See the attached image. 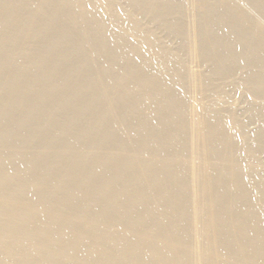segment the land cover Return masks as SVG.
<instances>
[{
  "label": "bare ground",
  "instance_id": "obj_1",
  "mask_svg": "<svg viewBox=\"0 0 264 264\" xmlns=\"http://www.w3.org/2000/svg\"><path fill=\"white\" fill-rule=\"evenodd\" d=\"M17 1V0H16ZM15 0L14 1H12L13 3L14 2H16ZM37 1V0H36ZM35 0H18V2L15 4H13V5H11V6H8L7 8H5V13H4V10H3V13H4V15H5V17H4V20L2 21V20H0V22L2 23V24H5V23H8V22H10V21H6L5 19H8L10 16L12 17V16H15V17H17V16H20L19 14H22V11H23V8L24 7H26V6H28L29 4H31V3H33V2H36ZM88 1H90V3H84L83 2V0H82V2H81V0H41L40 1V6H38L39 7V9L38 10H36L34 13L31 11V10H29V11H31L30 13L31 14H29V13H27V15L26 16H24V17H22V16H20V18L21 19H18L16 22L14 21L15 20V18L14 17H12L13 18V21L15 22V24H14V22H13V28H11V30L12 31H10L9 32V34H8V36H7V33H6V35L5 36H7L4 40H3V42L2 43H0V48L1 49H3V47L5 46V44H7V43H9V44H7V45H11V47H13V48H15L16 50H17V52L19 53V55L18 56H20V58L24 61L27 57H29V55H32L31 53L32 52H37V51H39V50H41L40 48H42V50L44 49V45L46 46L47 44H49V43H55V42H57V45L56 44H54L55 45V47L54 48H52V49H50V51H47V53L45 52V53H43V56L40 58V59H42L43 61H45V62H47L48 64H46V67H44V66H42V63H41V66H42V68L40 69V67H38L37 69H35V71L33 70V72H31V71H29L30 69H31V67H30V69L28 68L27 69V67H26V65L27 64H29V63H27V64H24L25 63V61H24V63H23V61L22 62H18V64H16V63H14L13 61V65L12 66H10L9 68H7V69H1L0 68V86L1 85H5L6 86V84H9V85H11V87L10 88H12L13 86L14 87H16V85H13V84H17V82H18V84H19V79L17 80V82H15V80L17 79V78H19V77H22V76H27V78H28V83L25 85V86H23L22 88H18L17 90H16V95L14 94V96H13V98H17V96H20V97H24L25 98V95H27V94H30V93H32V94H30L28 97H27V104H25L24 103V108L22 107V105H21V108H16L15 110V112H13L12 111V113L11 114H3V112L4 111H0L3 115L2 116H0L1 118V121H0V123L2 122L3 124H7V125H9L10 127H11V130H9L10 131V134L9 135H11V136H13V137H16V136H18L19 137V135H21L20 133H21V131H22V129L23 128H25V127H27L26 125L27 124H32L33 125V127H34V125H35V127H36V132H35V134L33 133V135H30V133H29V135L27 134L26 135V137L23 139L22 137V139L23 140H21L22 142H27L28 140H32L33 138H36V136L37 137H39L38 135L39 134H42V132H45V129H46V127H47V125L49 126V123L51 122V123H53V122H55L56 120H57V118H55V117H58V116H61V117H59V119H61V120H59V124L57 125V126H59V128L62 126V124H63V126H65V129H66V125H64V124H67V128H69L70 129V126H71V128H72V126H73V128H74V126L76 125V123H78L79 125H77L75 128L76 129H78L77 131L78 132H74V133H72V134H70L69 135V137H68V139H67V141L64 143V149L63 150H65V149H67V146L68 145H70L71 143H75V145H77V143H79L78 141H80L81 140V142H82V139L83 138H85V135H83V132H82V130L84 129V127H82V122H83V120H81V119H86L85 118V116L86 117H88L89 118V115H101V119H103V120H101L102 122H101V124L103 125L105 122H107L108 121V119L111 121L112 119H110V118H114V119H120L121 120V122L123 121L124 123H126L127 124V126H128V129H127V131L126 132H128V134H130L131 132H134L133 134H134V136L133 137H129L125 142L127 143L128 142V144H133L134 145V147L136 148V144H137V142L139 143V141H141V140H139L142 136H144V135H146V134H148L151 130H153L154 131V129H156V128H164V127H166V129L165 130H167L166 131V134L164 135V137L166 136L167 138H169V140L168 141H170V139L172 140H174L175 139V141H177V140H179V138L177 137L179 134H180V136H181V138H180V140H179V143H178V147H176V148H178V150H180L179 149V147L181 148V150H185L186 149V146L189 144V142H191L190 140H191V138L193 137V136H195V135H193L192 136V134H194V133H192L193 132V129L195 128L196 129V126L195 125H197V123L196 124H194V123H189L187 126H185L184 127V129H181L182 127H181V125H180V127H179V124H180V121L182 120V118H183V116H185V114H187V113H189V108H190V106H189V108H187L188 110V112L186 113L185 112V114H184V110H185V108L181 111L180 109L182 108V107H185V106H181V105H183L182 104V101H181V98H179V96L171 89V88H169V86L171 87V84L170 85H168V87H165V86H163V87H161V89L159 90V92L158 93H154V92H156V91H154V88H157L158 87V89H159V86H160V84L162 83L160 80H158L157 79V75L159 74V72H157V73H154V74H152V76H154V75H156L155 77H152V76H150L151 75V73H153V71L154 70H152V68H151V70H152V72L149 74V73H147L145 70L146 69H143V70H139V68L137 69L136 68V66H134V64H135V62L139 59V58H141V56L140 55H142V54H137V51L135 52L134 51V49H136V48H134V49H132L134 52L133 53H136V55H137V57H136V61H132L131 63L129 62V63H127L128 64V66H127V68H126V70L124 69L123 71L124 72H122V73H119L118 71H119V69H120V66H121V64L123 63V61L125 60V58H126V55L128 54V52L131 50L130 48H129V46L130 45H128V46H124L123 45V43H122V45H120L121 44V42H119V44L117 43V42H115V43H113L114 41H112L113 39L115 40V38H118L117 36L115 37V38H113V36H112V34L114 33V32H111V33H109L108 34V30L107 29H105L106 28V26H104L105 28L103 29L102 27H100L101 29L99 30V28H98V30L100 31L99 33L97 32V33H95L96 35V37L95 38H89L90 36H88L89 34H87V32L89 33V31L91 30V29H89L88 30V27L90 28V25L87 27L86 25H82V23L84 22L83 21V19H85V17L87 16V17H89V19L90 20H87V18H86V23H87V21H89L90 22V24L92 25V26H94V23L96 24V23H99V22H97V21H99L98 20V18L101 16L99 13L101 12H99L98 11V13L96 12L97 10H94V12L96 13V14H98V15H100L99 17L96 15V14H94V16H92L93 15V13H92V17L90 16V9L92 8L93 9V5H89V4H94V2H93V0H88ZM97 1V0H96ZM130 1V0H129ZM128 1V2H129ZM134 3H137V2H135L134 0H132ZM145 2V0H141V1H138V2ZM148 1V0H147ZM150 1V0H149ZM153 2L152 3H150V4H148V2L146 3L145 2V4H142V5H145L146 6V8H145V6H142V9H140V10H143V12H144V8L145 9H147V10H149L150 11V13H156V12H160L161 10V13L163 12V10H166V11H168V10H170L171 8H172V10L171 11H174L175 13H177L176 12V10H177V8H176V6H178V4L177 3H175V4H177L176 6H175V8H176V10H175V8H174V10H173V7H174V4H170L171 3V1H170V3L168 2V0L166 1H164V0H152ZM181 1V0H180ZM198 1H201V0H198ZM203 2H204V0H202ZM201 1V2H202ZM207 2H208V0H206ZM221 1V0H220ZM223 1V0H222ZM249 1V0H248ZM252 1V0H251ZM262 1V0H261ZM260 1V3L261 4H263V2L264 1H262L261 2ZM2 2V1H1ZM4 2V1H3ZM6 2V1H5ZM4 2V3H5ZM7 2H8V0H7ZM11 2V1H10ZM91 2H93V3H91ZM115 2V1H114ZM123 2V1H122ZM132 2V3H133ZM151 2V1H150ZM172 2H173V0H172ZM176 2H178V0L176 1ZM182 2V1H181ZM186 2H188V0L187 1H185L184 0V3L182 2V6L186 3ZM196 2V3H195ZM212 2V1H211ZM238 3H239V0L237 1ZM236 2V3H237ZM252 2H254V1H252ZM259 1H257L256 0V2L255 3H258ZM83 3V4H82ZM97 3H98V1H97ZM104 3V2H103ZM121 3V2H120ZM127 3V2H126ZM133 3V4H134ZM179 3V2H178ZM189 3H190V5L191 6H194V8H195V5H197V7L196 8H200V5H198L200 2H197V0L196 1H194V3L195 4H191V0L189 1ZM198 3V4H197ZM206 3V2H205ZM226 3V2H225ZM8 4V3H7ZM38 4V5H39ZM112 4V3H111ZM125 4V3H124ZM133 4H131L130 3V7L133 5ZM147 4H148V6H147ZM186 4H188V3H186ZM201 4V3H200ZM203 4V3H202ZM215 4H217V3H215ZM214 4V5H215ZM221 4H222V2H221ZM228 4L230 5L231 3H229L228 2ZM249 4V3H248ZM33 5V4H32ZM100 5V4H99ZM116 5V4H115ZM118 5V4H117ZM126 5V4H125ZM135 5V4H134ZM138 5V4H137ZM190 5H189V7L188 8H190ZM204 5V4H203ZM203 5H201V6H203ZM207 5H209V4H207ZM206 5V6H207ZM212 5H213V3H212ZM218 5H219V3H218ZM227 5V4H226ZM225 5V6H226ZM238 5H240V3L238 4ZM243 5V4H242ZM241 5V6H242ZM253 5V4H252ZM258 5H259V3H258ZM257 5V6H258ZM264 5V4H263ZM35 5H33V7H34ZM92 6V7H91ZM119 6H120V4H119ZM124 6V5H123ZM127 6H128V3H127ZM141 6L139 5L138 6V8L140 7L141 8ZM205 6V5H204ZM204 6H203V8H204ZM210 6H211V3H210ZM215 6H217V5H215ZM214 6V7H215ZM220 6V5H219ZM228 6V5H227ZM233 6V5H232ZM231 5H230V7H228V9L229 8H234V7H232ZM235 6V5H234ZM245 6V5H244ZM244 6H243V8H244ZM262 6V5H261ZM1 7H2V5H1ZM4 7V6H3ZM6 7V6H5ZM91 7V8H90ZM115 7V6H114ZM122 7V6H121ZM134 8H136L135 6H133ZM132 7V8H133ZM179 7H181V3H180V5H179ZM179 7H178V10L177 11H179ZM185 7H187L186 5H184V8ZM212 7V6H211ZM222 7V6H221ZM224 7V6H223ZM263 7V6H262ZM29 8V7H28ZM32 8V7H31ZM102 8H104L105 9V6L103 5V7ZM117 8H118V6H117ZM120 8V7H119ZM125 8V7H124ZM129 8V7H128ZM131 8V9H132ZM182 8V10H184L183 9V7H181ZM195 8V9H196ZM219 8V7H218ZM226 8V7H225ZM236 8H238V7H236ZM246 8V7H245ZM261 8V7H260ZM264 8V7H263ZM3 9V8H2ZM36 9V8H35ZM34 9V10H35ZM95 9V8H94ZM112 9V8H111ZM126 9V8H125ZM186 9V11H189V10H187V8H185ZM191 9V8H190ZM201 9V8H200ZM206 9V8H205ZM210 9V8H209ZM227 9V10H228ZM0 10H1V8H0ZM100 10V9H99ZM107 10V9H106ZM106 10H103V11H106ZM117 10H119V9H117ZM130 10V9H129ZM133 10V9H132ZM182 10H180V11H182ZM202 10V9H201ZM204 10V9H203ZM212 10H213V8H212ZM215 10V9H214ZM217 10H219V9H217ZM221 10V9H220ZM245 10V9H244ZM246 10H247V8H246ZM249 10V9H248ZM46 11H47V13H46ZM113 11H115V9L113 10ZM134 11H135V9H134ZM138 11H139V9H138ZM149 11H145L146 12V15H149ZM165 11V12H166ZM192 11H193V9H192ZM192 11L190 12V13H192ZM200 11V10H199ZM210 11V10H209ZM225 11V10H224ZM230 11V10H229ZM239 11V10H238ZM237 11V12H238ZM251 11V10H250ZM253 12H254V10H252ZM257 11V10H256ZM259 11V10H258ZM21 12V13H20ZM26 12V11H25ZM93 12V11H92ZM106 12H108V11H106ZM116 12V11H115ZM140 12V11H139ZM145 12L143 13V14H145ZM170 11H168V13H169ZM216 12H218V11H216ZM228 12V11H227ZM233 12H236V11H233ZM247 12V11H246ZM260 12V11H259ZM2 13V12H1ZM2 13V14H3ZM102 13V12H101ZM105 13V12H104ZM103 13V14H104ZM109 13H111L110 12V10H109ZM118 13V15L120 14V12H117ZM122 13H123V11H122ZM131 13V12H130ZM132 13H134V12H132ZM141 13H142V11H141ZM151 14L150 16L151 17H153L154 18V14ZM171 13H173V12H171ZM207 13V12H206ZM209 13H212V12H209ZM225 13V12H224ZM241 13H244V12H241ZM256 13V12H255ZM264 13V12H263ZM1 14V15H2ZM25 14V13H24ZM29 14V15H28ZM88 14H89V16H88ZM103 14H102V16H103ZM158 14H160V13H158ZM157 13H156V15L157 16H160V15H158ZM163 14H166V13H163ZM162 14V16L164 17V15ZM179 14H184V12L182 13H177V14H174V17L172 16V18H176V19H178V16H181V17H186V16H191L190 14H188L187 12H186V14H188V15H179ZM218 14H220V13H218ZM223 14V13H222ZM227 14V13H226ZM225 14V15H226ZM229 14V13H228ZM258 14V13H257ZM3 15V16H4ZM23 15V14H22ZM40 15V17L42 18H40V17H38V18H40L39 20H40V23L39 22H37L38 24L36 25V27H35V29L34 30H32V28L34 27L33 26V22L35 23V21H34V19H38V18H35V16H39ZM96 15V16H95ZM105 15V14H104ZM134 15H135V13H134ZM138 15V14H137ZM171 15V14H170ZM175 15L177 16V17H175ZM202 15V14H201ZM209 16H211V14H208ZM208 15H207V17H208ZM221 15V14H220ZM224 15V14H223ZM241 15V14H240ZM251 15V14H250ZM101 16V17H102ZM128 16H129V14H128ZM149 16V17H150ZM167 16V15H166ZM188 16V17H189ZM193 16V15H192ZM204 16V15H203ZM202 16V17H203ZM205 16H206V14H205ZM215 16H217V15H215ZM236 16H237V14H236ZM244 16H246V15H244ZM243 16V17H244ZM262 16V15H261ZM2 17V16H1ZM100 17V20L102 19ZM104 17V16H103ZM119 17V16H118ZM132 17V16H131ZM181 17H179L180 19H182ZM194 17V16H193ZM202 17H201V19H202ZM214 17V16H213ZM219 17V19H218V21H220V20H222V19H220V16H218ZM221 17H223L222 15H221ZM226 17V16H225ZM235 17V16H234ZM257 17V16H256ZM263 17H264V15H263ZM3 18V17H2ZM116 18V17H115ZM121 18H123V17H121ZM133 18V17H132ZM135 18V17H134ZM164 18H168V17H164ZM187 18V17H186ZM191 18V17H190ZM203 18H205V17H203ZM224 18V17H223ZM236 18V17H235ZM249 18V17H248ZM254 18H255V16H254ZM258 18H259V15H258ZM258 18H257V21H258ZM1 19V18H0ZM128 19V18H127ZM141 19V18H140ZM151 19V18H150ZM155 19H157V18H155ZM154 19V20H155ZM162 19V18H161ZM160 19V20H161ZM173 20V21H177V20ZM187 19H189V18H187ZM187 19H182L183 21H185V20H187ZM192 19V18H191ZM206 19V20H205ZM205 19H202V20H205V21H208L207 20V18H205ZM210 19H212L211 17H210ZM209 19V20H210ZM217 19V18H216ZM226 19H228V18H226ZM231 19H233V16H232V18ZM243 19V18H242ZM245 19V18H244ZM251 19V18H250ZM256 19V18H255ZM262 19V18H261ZM9 20V19H8ZM104 20V19H103ZM124 20V19H123ZM122 20V22H124ZM159 20V18L157 19V21ZM182 20H178L179 22H181ZM195 20V19H194ZM202 20H201V22H202ZM213 20V19H212ZM212 20H210V22L212 21ZM225 20V18L223 19V21ZM263 20V19H262ZM5 21V23H3ZM83 21V22H82ZM131 21V20H130ZM144 21V20H143ZM152 21V20H151ZM151 21H150V25H151ZM163 20H161V21H159V27H160V22H162ZM168 22H170V19H168L167 20ZM166 21V22H167ZM177 21V22H178ZM188 21V20H187ZM190 21V20H189ZM195 21H197V20H195ZM194 21V22H195ZM198 21H200V19L198 20ZM216 21V20H215ZM235 21H236V19H235ZM240 21H243V20H240ZM11 22V23H12ZM88 22V23H89ZM102 22V21H101ZM108 22V21H107ZM113 22V21H112ZM142 22V21H141ZM154 22V21H153ZM164 22V21H163ZM162 22V23H163ZM192 22H193V20H192ZM192 22H190L191 24H192ZM204 22V21H203ZM202 22V23H203ZM225 22H226V20H225ZM229 22H231V21H229ZM239 22V21H238ZM246 22V21H245ZM254 21H252V23H253ZM264 21H262V23H263ZM0 23V24H1ZM10 23V24H11ZM85 23V22H84ZM83 23V24H84ZM121 23V22H120ZM119 23V24H120ZM128 23V22H127ZM133 22H131V23H129V25L131 24V26L133 25V26H135L134 24H132ZM135 23H137V22H135ZM157 23V22H156ZM161 23V24H162ZM174 23H176V22H174ZM201 23V24H202ZM209 23V22H208ZM207 23V24H208ZM216 23V22H215ZM221 23H223L222 21H221ZM228 23V21L226 22V24ZM232 23H234V22H232ZM236 23V22H235ZM241 23H243V22H241ZM249 23V22H248ZM247 23V24H248ZM260 25H262L261 23H260V20H259V22H258ZM122 24V23H121ZM126 24V23H125ZM157 24V25H158ZM164 24V23H163ZM162 24V25H163ZM166 24V23H165ZM165 24L163 25V28L162 29H164L165 28ZM171 23H169V25L168 24H166L167 26H171L170 25ZM181 24V23H180ZM183 24H184V22H183ZM187 24H188V22H187ZM200 24V26L204 29L205 27H203L202 25ZM205 24V23H204ZM206 24V25H207ZM218 24V23H217ZM216 24V25H217ZM230 24V23H229ZM255 24H257V23H255ZM253 25V27L254 26H256V25ZM97 25V24H96ZM102 25V24H101ZM144 25V24H143ZM142 25V26H143ZM155 25V24H154ZM184 25H186V22H185V24ZM188 25H189V27H188ZM187 26H185V28H187V29H189L190 28V24H188ZM194 26H195V24H193ZM213 25V24H212ZM228 25V24H227ZM231 25V24H230ZM229 25V26H230ZM233 25V24H232ZM232 25H231V27H232ZM242 25V24H241ZM249 25V24H248ZM258 25V24H257ZM260 25H258L259 27H260ZM86 26V27H85ZM92 26H91V28H92ZM99 26V25H98ZM116 26V30L118 29L117 28V25H115ZM120 26V25H119ZM130 26V27H131ZM175 26V25H174ZM174 26H171V29H172V27L174 28ZM183 26V25H182ZM181 26V27H182ZM193 26V27H194ZM197 27L199 26V25H196ZM196 26H195V29H197L196 28ZM199 26V27H200ZM218 26H220L219 24H218ZM221 26H223V25H221ZM236 26V25H235ZM234 26V27H235ZM238 26H240V25H238ZM244 26V25H243ZM250 26V25H249ZM249 26H247V28L245 29V26H244V28L243 29H245V32H246V30L248 29V27ZM252 26V25H251ZM263 26V25H262ZM0 29H2L3 28V30H1L2 32L3 31H5L7 28H5V26L4 27H2V25H0ZM6 27H8L7 25H6ZM9 27H11V26H9ZM109 27V26H108ZM112 28H113V26H111ZM111 27H109V30L111 31ZM123 27V26H122ZM138 26H135V28H137ZM157 27V26H156ZM176 27H180L179 26V23H178V26H177V23H176ZM184 27V26H183ZM178 28V29H180V31L181 30H184V31H186L185 30V28ZM192 27V28H193ZM224 27V26H223ZM228 27V26H227ZM233 27V28H234ZM4 28H5V30H4ZM97 28V27H96ZM121 28V27H120ZM126 28H128V27H126ZM139 28V27H138ZM151 28V27H150ZM167 28V27H166ZM201 28V29H202ZM207 28H208V26H207ZM210 28H212L213 30L216 28V26L215 27H210ZM221 28V27H220ZM237 28V27H236ZM236 28H235V30H236ZM239 28H241V27H239ZM239 28H238V30H239ZM241 28V29H242ZM250 28V27H249ZM255 28V27H254ZM253 28V29H254ZM261 28V27H260ZM263 28H264V26H263ZM94 29V28H93ZM115 28H113L112 30H114ZM131 29V28H130ZM146 29H147V27H146ZM168 29V28H167ZM175 29H177V28H174V30ZM194 29V30H195ZM202 29V30H203ZM217 29H218V27H217ZM222 29V28H221ZM224 29H226L225 27H224ZM223 29V30H224ZM240 29V32L239 33H241V32H243L242 30ZM251 29V28H250ZM255 29H257V28H255ZM9 30V28L7 29V31ZM97 30V29H96ZM115 30V32L117 33V34H119L120 33V31H119V33H118V31H116ZM119 30V29H118ZM127 30V29H126ZM128 30H129V28H128ZM138 30V29H137ZM139 30H141V29H139ZM170 30V29H169ZM173 30V31H174ZM190 30H192L193 31V29H190ZM198 30V29H197ZM196 30V31H197ZM210 30V29H209ZM231 30H233V29H231ZM231 30H229V31H231ZM29 31H31L30 32V34L32 33V32H34V35L36 36V35H42L43 37L44 36H46V35H44V34H47V33H49L50 34V39L49 38H47V37H45V38H43L42 36V38H41V40H38L37 38V40L40 42V43H37V42H35V43H37V44H39V46L37 47V48H35V49H31V48H33V47H36L37 45H35V46H33V47H31L30 48V46H26L27 44H26V40H28V36H29ZM94 31V30H93ZM121 31H125V27H124V29L123 30H121ZM131 31V30H130ZM165 31H166V29H165ZM172 31V32H173ZM184 31H182L183 33H184ZM199 31H200V29H199ZM203 31H206L205 29L203 30ZM211 31V30H210ZM209 31V32H210ZM221 31V30H220ZM248 31H249V29H248ZM255 31H256V33H255ZM255 31H253V33L252 34H254V35H251V38H253V37H256V36H258V33L260 32H258V30H255ZM261 31H263V30H261ZM24 32H25V35H23L24 34ZM126 32V31H125ZM124 32V33H125ZM129 32V31H128ZM132 32V31H131ZM134 32H135V30H134ZM140 32V31H139ZM143 32H145V30L143 31ZM143 32H142V34H143ZM161 32V31H160ZM167 32V31H166ZM169 32H171V30L170 31H168L167 33L169 34ZM171 32V33H172ZM177 32H178V30H177ZM176 32V33H177ZM189 32V31H188ZM198 32V31H197ZM207 32H208V30H207ZM232 32H235V31H232ZM250 32H252V30H250ZM264 32V31H263ZM1 33V32H0ZM4 33V34H5ZM123 33V34H124ZM187 33V32H186ZM190 33H192V35H187V37L188 36H195V35H193L194 33L193 32H190ZM199 33V32H198ZM200 33H202V32H200ZM204 33V32H203ZM211 33H212V31H211ZM215 33H217V30H216V32ZM220 33V32H219ZM244 33V32H243ZM242 33V34H243ZM111 34V36H112V38H110V39H112L111 41H110V39L109 40H107V41H110V42H108L109 43V45L108 46H106V45H103L102 47H101V49L95 54V56H89L90 55V47H92V46H94V44L97 42V43H101V44H103L102 43V41L104 42V44H105V38L106 39H108V36ZM116 34V35H117ZM122 34V33H121ZM127 34V33H126ZM132 34H133V32H132ZM132 34L130 35V36H132ZM135 34H137V33H135ZM149 34V33H148ZM147 34V35H148ZM159 34V33H158ZM174 34H175V31H174ZM174 34H172V35H174ZM178 34V33H177ZM175 35V36H178V35ZM182 34V33H181ZM206 34V33H205ZM209 33H207V35H208ZM223 34V33H222ZM231 34V33H230ZM235 34V33H234ZM237 34H238V32H237ZM241 34V35H242ZM245 34H247V33H245ZM256 34V35H255ZM3 35V34H2ZM2 35L0 34V37H2ZM87 35V36H86ZM92 35V34H91ZM108 35V36H107ZM114 36H115V34H113ZM141 35V34H140ZM163 35V34H162ZM162 35H161V37H162ZM167 35V34H166ZM180 35V34H179ZM183 35V34H182ZM182 35H181V37H182ZM197 35V34H196ZM199 35V34H198ZM197 35V36H198ZM201 35V34H200ZM199 35V36H200ZM206 35V36H207ZM217 35H219V34H217ZM32 36V35H31ZM31 36H29V38L31 37ZM75 36L77 37V40H76V38H75ZM94 36V35H93ZM92 36V37H93ZM110 36V37H111ZM135 36H137V35H135ZM134 36V37H135ZM142 36V35H141ZM143 36H145V35H143ZM154 36V35H153ZM157 36V35H156ZM169 36V35H168ZM198 36V37H199ZM205 36V35H204ZM204 36H202V41H203V37ZM212 36V35H211ZM210 36V37H211ZM214 36H216V35H214ZM219 36H221V35H219ZM223 36H224V34H223ZM223 36H221V37H223ZM232 36V35H231ZM236 36V35H235ZM243 36H246V35H244L243 34ZM253 36V37H252ZM259 36H261V35H259ZM34 37V36H33ZM73 37V38H72ZM129 37V36H128ZM157 37H159V36H157ZM161 37H160V39H161ZM201 37V36H200ZM221 37L219 38L220 40H221ZM226 38H227V35L225 36ZM229 37H230V35H229V32H228V39H229ZM237 37V36H236ZM246 37H248V36H246ZM70 38H72L71 40H70ZM121 38V37H120ZM120 38H118V40L120 39ZM123 38V37H122ZM127 38V37H126ZM132 38V37H131ZM130 38V39H131ZM153 38L154 37H152V40H153ZM156 38V37H155ZM166 38V37H165ZM178 38V37H177ZM183 38V37H182ZM196 38V37H195ZM226 38H224V39H226ZM233 39H232V41L233 40H235V39H238L239 40V37L238 38H235V37H232ZM76 40L75 42H74V44H76V46L75 45H73V46H75V47H73V49L75 48V50H73V49H70L71 50V52H69V51H67V53L65 52L66 51V49H65V51L63 50L64 48H65V44H68V41H70V42H72V40ZM135 39H136V37H135ZM140 39V38H139ZM149 39H151V38H149ZM171 39V38H170ZM173 39V38H172ZM184 39H186V36H185V38ZM192 39V38H191ZM193 39H194V37H193ZM199 39H201V38H199ZM214 39V38H213ZM212 39V41H214ZM219 39H218V44H219ZM223 39V38H222ZM244 41L242 42V41H240L242 44L244 43L245 44V38H242ZM242 39H240V40H242ZM31 40V39H30ZM52 40V41H51ZM126 40V39H125ZM132 40H133V38H132ZM178 40V39H177ZM207 39H204V41L205 42H209V40H211V39H209L208 41H206ZM230 40V39H229ZM237 40V41H238ZM247 40V39H246ZM253 40V43H254V39H252ZM255 40H256V38H255ZM32 41H33V39H32ZM34 41H35V39H34ZM34 41H33V43H34ZM99 41H101V42H99ZM116 41V40H115ZM122 41H124V40H122ZM134 41V40H133ZM143 41H145L146 42V40H145V38L143 39ZM142 41V42H143ZM165 41V40H164ZM170 41V40H169ZM180 41V40H179ZM182 41V40H181ZM180 41V42H181ZM184 41H189V39L188 40H184ZM190 41H194V40H190ZM196 41V43H198L199 41H197V40H195ZM231 41V42H232ZM237 41L235 40V42H236V44H237ZM247 41H250V40H247ZM259 43H260V38H259ZM263 41H264V39H263ZM0 42H1V40H0ZM69 42V43H70ZM131 42V41H130ZM135 42H137V41H135ZM142 42H139L137 45H139L140 43H142ZM149 43H150V41H148ZM153 42H154V40H153ZM153 42L152 43H150V45L149 46H151L152 44H153ZM159 42V41H158ZM171 42V41H170ZM211 42V41H210ZM226 42V41H225ZM234 42V41H233ZM235 42L233 43V44H235ZM110 43L112 44V45H110ZM125 43V42H124ZM147 43V42H146ZM156 44H157V42H155ZM169 43V42H168ZM172 43V42H171ZM175 43V42H174ZM185 43V42H184ZM193 43V46H194V42H192ZM200 43V42H199ZM202 43V42H201ZM212 44H214L215 45V43H216V41H215V43L214 42H211ZM227 43V42H226ZM225 43V44H226ZM252 43V44H253ZM257 43V42H256ZM255 43V44H256ZM259 43H258V45H259ZM155 44V45H156ZM191 44V43H190ZM189 44V42H188V45H190ZM217 44V45H218ZM224 44V43H223ZM228 44V49H229V51H231V48H232V46H234V45H232V43L229 45V43H227ZM240 44V43H239ZM247 44V43H246ZM245 44V45H246ZM251 44V45H252ZM6 45V46H7ZM28 45H30V43L28 44ZM32 45V44H31ZM51 45V47H52V44H50ZM65 45V46H64ZM132 45H133V43H132ZM142 45H145L146 46V44H142ZM141 45V46H142ZM172 45V44H171ZM181 45V44H180ZM192 45V44H191ZM190 45V46H191ZM198 45V44H197ZM197 45H196V47H197ZM203 45H204V43H203ZM202 45V47L204 48V46ZM206 45V44H205ZM209 45V43L207 44V46ZM214 45H213V48L216 50V48L218 47L217 45V47L215 48L214 47ZM250 45V44H249ZM257 45V44H256ZM254 46L253 48L251 47V49H250V47H249V49L252 51H250V50H248V51H250L252 54L251 55H253V57L257 60V61H261V63H262V61H264V43L262 42L261 43V45H259V46ZM67 46H70V45H67ZM134 46V45H133ZM140 45L139 46H137L138 47V49L140 50V48L139 47H141ZM144 46V47H145ZM149 46H147L148 48H149ZM157 46V45H156ZM155 46V47H156ZM163 46V45H162ZM185 46V45H184ZM184 46H183V48H184ZM186 46H187V44H186ZM199 46V45H198ZM211 46V45H210ZM210 46H208V48H209V50H210ZM238 46V45H237ZM236 46V47H237ZM240 46V45H239ZM8 47V46H7ZM7 47H5V48H7ZM11 47H8L9 48V50H12L13 48H11ZM47 48H48V46H46ZM70 47H72V46H70ZM95 47H98V46H95ZM135 47V46H134ZM144 47H141L142 49H144ZM152 47V46H151ZM159 47V46H158ZM157 47V48H158ZM166 47V46H165ZM168 47H169V45H168ZM176 47H177V45H176ZM182 47V46H181ZM196 47H193V49L195 48L196 49ZM201 47V48H202ZM220 48H221V46H219ZM219 47H218V49H219ZM225 47H226V45H225ZM243 47V46H242ZM248 46H246L245 47V49L247 48ZM11 48V49H10ZM50 48V47H49ZM68 48V47H67ZM164 48V47H163ZM182 48V49H183ZM190 48V47H189ZM191 48H192V46H191ZM198 48V47H197ZM208 48H207V51H208ZM213 48H211V49H213ZM90 49V50H89ZM95 49V48H94ZM151 49V48H150ZM165 49V48H164ZM185 49H187V48H185ZM194 49V50H195ZM228 49L226 48V50L228 51ZM236 49V48H235ZM240 49H242V48H240ZM239 49V50H240ZM244 48H243V51L245 50ZM248 49V48H247ZM253 49V50H252ZM4 50V49H3ZM73 50V51H72ZM97 50H98V48H97ZM155 50L157 51L158 49H156L155 48ZM162 50V51H161ZM169 50V49H168ZM192 51V52H195L196 53V51ZM198 50V49H197ZM203 50V49H202ZM205 50H206V47H205ZM221 50H223V49H221ZM237 50V49H236ZM235 50V51H236ZM7 51V50H6ZM6 51H5V54H6ZM46 51V50H45ZM92 51H94V50H92ZM142 51V50H141ZM140 51V52H141ZM152 51V50H151ZM160 51L161 52H163V49H160ZM171 51V50H170ZM173 51H176L175 49L173 50ZM200 51V52H199ZM224 51V53L226 52L225 50H223ZM223 51H221V52H223ZM233 51V50H232ZM231 51V52H232ZM241 51V50H240ZM246 52H247V50H245ZM11 52V51H10ZM90 52V53H89ZM96 52V51H95ZM144 52V51H143ZM182 52V51H181ZM180 52V53H181ZM184 52V51H183ZM191 52V51H190ZM198 52L199 53H201V54H197V57L199 56L200 58H201V56H202V58H203V55H206L207 56V54L206 53H208V52H205L204 50H203V52H204V54L202 55V52H201V50H198ZM213 52V51H212ZM215 52V51H214ZM219 52V51H218ZM238 52L239 51H237V55H239L238 54ZM242 52V51H241ZM12 53V52H11ZM130 53V52H129ZM132 53V54H133ZM145 53V52H144ZM153 53V52H152ZM155 53V52H154ZM168 53V52H167ZM166 53V54H167ZM170 53V52H169ZM168 53V54H169ZM179 53V52H178ZM186 53H189L188 52V50H187V52ZM216 53V52H215ZM220 53V52H219ZM218 53V54H219ZM233 53H234V51H233ZM243 53V52H242ZM41 54V53H40ZM93 54V55H94ZM131 54V53H130ZM157 54H158V52H157ZM159 54H160V52H159ZM158 54V55H159ZM163 54H165V53H163ZM162 54V55H163ZM165 54V57L167 56ZM171 54L172 53H170V56H169V58L171 57ZM183 54H185V53H183ZM191 54V53H190ZM189 54V55H190ZM194 54V53H193ZM196 54H194V55H196ZM223 54V53H222ZM221 54V55H222ZM227 54V53H226ZM235 54V55H236ZM241 54V53H240ZM244 54H246V53H244ZM244 54L243 55H241V57L243 56V57H245V56H247V55H245L244 56ZM248 54H250V53H248ZM10 55V54H9ZM16 54L14 53V56H15ZM42 55V54H41ZM41 55H39V56H41ZM62 55H63V60L62 61H59L60 63H57V64H51V63H53L51 60L52 59H54L56 56H57V58H58V56L59 57H62ZM92 55V54H91ZM144 55V54H143ZM161 55V56H162ZM174 55V54H173ZM186 55V54H185ZM189 55H187L188 57H189ZM194 55H192V56H194ZM201 55V56H200ZM227 55H229V54H227ZM231 55H233L232 53H231ZM234 55V56H235ZM236 55V56H237ZM251 55H248V56H251ZM4 56H6V55H4ZM34 56H35V54H34ZM139 56V57H138ZM180 56V55H179ZM178 56V57H179ZM191 56V55H190ZM191 56V57H192ZM208 56L210 57V54L208 53ZM214 56V55H213ZM216 56V55H215ZM219 56V55H218ZM226 56V55H225ZM8 57V56H7ZM12 57V56H11ZM33 57V56H32ZM31 57V58H32ZM82 57H84V59L82 58ZM133 57V56H132ZM134 57H135V54H134ZM157 57H159L161 60L163 59V56L162 57H160V55L159 56H156V58ZM168 57V56H167ZM174 57V56H173ZM181 57H183V56H181ZM198 57V60L200 59ZM232 57V56H231ZM230 57V58H231ZM240 57V56H239ZM241 57L240 58H238L237 57V61H239L240 59H241ZM252 57V58H253ZM35 58V57H34ZM39 58V57H38ZM155 58V57H154ZM155 58V59H156ZM172 58V57H171ZM171 58L169 59L170 60V62L172 63V61H171ZM177 58V57H176ZM180 58V57H179ZM196 58V57H195ZM202 58H201V60H199V61H204V62H207V61H205V60H202ZM219 58V57H218ZM234 58V57H233ZM232 58V59H233ZM251 58V57H250ZM254 58H253V60L252 59H250V60H252L251 62H254ZM11 59H13V58H11ZM61 59V58H60ZM81 59H83L82 61V63H80L81 61ZM158 59V58H157ZM166 59V58H165ZM173 59V58H172ZM189 59L191 60V58L189 57ZM189 59H187V61L189 60ZM208 59V58H207ZM210 59V58H209ZM213 59H216V57L215 58H213ZM213 59H210V60H213ZM222 59V58H221ZM220 59V60H221ZM226 59V58H225ZM239 59V60H238ZM244 59H246V58H244ZM243 59V60H244ZM249 59V58H248ZM248 59H246L247 61H248ZM17 60H19L18 58H17ZM33 60V59H32ZM36 60V59H35ZM42 60H41V62H42ZM55 60V59H54ZM161 60H157L158 62H159V64L162 62H164V64H165V60L163 61H161ZM167 60V59H166ZM189 60V61H190ZM194 60V59H193ZM242 60V61H243ZM255 60V61H256ZM2 61V60H1ZM50 61H51V63H50ZM56 61V60H55ZM80 61V62H79ZM154 61V60H153ZM156 61V62H157ZM161 61V62H160ZM168 61V60H167ZM173 61H174V59H173ZM176 61V60H175ZM182 61V60H181ZM184 61V60H183ZM186 61V60H185ZM225 61V60H224ZM229 62V66H231V63L232 62H230V59L228 60ZM233 61V60H232ZM246 61V62H247ZM11 62V61H10ZM27 62V61H26ZM37 62H38V59H37ZM102 63L101 65H99L100 63ZM158 62H157V64H158ZM169 62V61H168ZM179 61H177V62H175V63H177V64H179L178 63ZM211 62V61H210ZM210 62H209V64H210ZM218 62H223L222 60L221 61H218ZM241 62V61H240ZM245 62V61H244ZM145 63V62H144ZM174 63V62H173ZM174 63V64H175ZM184 63H187V62H184ZM199 63V62H198ZM215 63V62H214ZM224 63V62H223ZM226 63H227V61H226ZM239 63V62H238ZM248 63V62H247ZM257 63H260V62H257ZM256 62H254L253 63V65L255 64H257ZM8 64V63H7ZM146 64V63H145ZM149 64V63H148ZM154 64H155V61H154ZM156 64V65H157ZM189 64V63H188ZM202 64V63H201ZM209 64H207V65H209ZM225 64V63H224ZM223 64V65H224ZM233 64V63H232ZM263 64H264V62H263ZM263 64H259L260 65V67H258L257 65H256V67H258V68H261V66H263ZM35 65H36V63H35ZM166 65V64H165ZM171 65V64H170ZM169 65V66H170ZM173 65V64H172ZM234 65V64H233ZM232 65V66H233ZM244 65L246 66V64L244 63ZM248 65H252V64H248ZM32 66V65H31ZM150 66V65H149ZM168 66V65H167ZM180 64H179V68H180ZM187 66V65H186ZM213 66V65H212ZM221 66V65H220ZM242 66H243V64H242ZM8 67V66H7ZM125 67V66H124ZM151 67V66H150ZM149 67V68H150ZM162 67V66H161ZM171 67V66H170ZM174 67V66H173ZM176 67V69H177V66H175ZM182 67V66H181ZM217 67V66H216ZM224 67V66H223ZM222 67V69L224 70V68ZM241 67V66H240ZM249 67V66H248ZM252 67V66H251ZM34 68V67H33ZM35 68H36V66H35ZM146 68V67H145ZM154 68V67H153ZM172 68V67H171ZM184 68H185V66H184ZM212 69H214V67H211ZM220 68V67H219ZM219 68H217V69H219ZM225 68H226V65H225ZM233 68V67H232ZM232 68H231V70H232ZM235 68H236V66H235ZM243 68V67H242ZM122 69H123V65H122ZM141 69V68H140ZM156 69V68H155ZM182 69V68H181ZM181 69H180V71H181ZM190 69V68H189ZM198 69V68H197ZM234 69V68H233ZM238 69V68H237ZM246 69V68H245ZM248 69V68H247ZM250 69V68H249ZM257 69V68H256ZM254 70V68H253V70L254 71H257V70ZM121 70V69H120ZM171 70V69H170ZM173 70H174V68H173ZM188 70V69H187ZM191 70V69H190ZM207 70H209V69H207ZM220 70V69H219ZM225 70H227V69H225ZM252 70V69H251ZM261 70L262 69H260V72H261ZM50 71H52V76H51V78L50 77H48V79H46L45 78V80H43L42 79V75L43 74H45V73H47V72H50ZM156 71V70H155ZM159 71V70H158ZM179 71V70H178ZM186 71V70H185ZM184 71V73L185 74H187L188 75V73H186ZM189 71V70H188ZM187 71V72H188ZM192 71V70H191ZM191 71H189V72H191ZM210 71V70H209ZM211 71H213V70H211ZM216 71V70H215ZM218 71V70H217ZM242 71V70H241ZM240 71V72H241ZM259 71V70H258ZM148 72H150L149 70H148ZM177 72V71H176ZM182 72V71H181ZM225 72V71H224ZM248 72V71H247ZM252 72V71H251ZM250 72V73H251ZM263 72H264V66H263V71H262V76L264 75L263 74ZM51 73V72H50ZM164 73V72H163ZM163 73H162V75H163ZM171 73V72H170ZM170 73H168V74H170ZM175 73V72H174ZM203 73V72H202ZM201 73V74H202ZM206 73H208V71L206 72ZM205 73V74H206ZM213 73V72H212ZM211 73V74H212ZM218 73V72H217ZM216 73V74H217ZM220 71H219V75H220ZM231 73H233V71H231ZM255 73V72H254ZM177 74V73H176ZM178 74H180V73H178ZM191 74V73H190ZM195 75H196V79H198L199 77L197 76V73L195 72L194 73ZM193 74V75H194ZM216 74H214L215 76H216ZM227 74V73H226ZM245 74V73H244ZM244 74H242L243 76H244ZM260 74V73H259ZM258 74V75H259ZM51 75V74H50ZM161 74H159V76H160ZM194 75V76H195ZM213 75V76H214ZM219 75H217V76H219ZM228 75V74H227ZM231 75V74H230ZM229 75V76H230ZM239 74H237V76H238ZM241 75V74H240ZM246 75V74H245ZM250 75H257V74H253V73H251ZM258 75L256 76V77H258ZM44 76V75H43ZM48 76H49V74H48ZM61 76H65V77H67V79H69L68 80V85L66 84V86L64 87V89H62V87H57V85H56V83H57V81H59V79L61 78ZM165 76V75H164ZM182 76V75H181ZM181 76H180V79H181ZM203 76V75H202ZM202 76H200V78L202 77ZM206 76V75H205ZM211 76V75H210ZM229 76H228V78H229ZM232 76H233V74H232ZM247 76L249 77V75H248V73H247ZM246 76V77H247ZM60 77V78H59ZM64 77V78H65ZM127 77H133L134 78V80L136 79V83L134 84L133 83V87L131 86H129L128 84H125V80L127 79ZM150 77H152L153 79H151ZM161 77V76H160ZM172 77H174V79H175V77L177 78L178 76H176L175 74H174V76H172ZM191 77V76H190ZM193 77V76H192ZM191 77V78H192ZM198 77V78H197ZM207 77V76H206ZM206 77H203L202 79H204V78H206ZM223 77V76H222ZM221 77V78H222ZM239 77V76H238ZM253 76H251V78H252ZM256 77H255V79H256ZM259 77H261V76H259ZM264 77V76H263ZM26 78V79H27ZM161 78H163V77H161ZM195 78V77H194ZM193 78V79H194ZM207 78H209V77H207ZM211 78V77H210ZM209 78V79H210ZM227 78V77H226ZM233 78V77H232ZM236 78V77H235ZM244 78H245V76H244ZM254 78V77H253ZM130 79V78H129ZM129 79H127V82H128V80ZM151 79V80H150ZM167 79V78H166ZM169 79V78H168ZM173 79V80H174ZM186 79H188L189 80V77L188 78H186ZM196 79H194V80H192V85H193V82H195V80ZM218 79V78H217ZM220 79V78H219ZM243 79V78H242ZM246 79V78H245ZM245 79H244V81H245ZM250 79V78H249ZM248 79V80H249ZM255 79H253V80H255ZM259 79V78H258ZM21 80H22V78H21ZM64 80V79H63ZM131 81H133L132 79H130ZM129 80V81H130ZM157 80H158V83H156L157 82ZM162 80V79H161ZM178 80V79H177ZM191 80V79H190ZM206 80V82H207V80L208 79H205ZM213 80V79H212ZM214 80H215V78H214ZM223 80H225V78L223 79ZM241 80V79H240ZM259 80H261V79H259ZM259 80H257V81H259ZM130 81V82H131ZM161 83H160V82ZM197 81V80H196ZM201 80H199V83H201L200 82ZM211 81V80H210ZM251 81H252V79H251ZM262 81V80H261ZM22 81H20V83H21ZM64 82V81H63ZM116 82H118V84H117V86H116V88L115 89H113V91H107L106 89H108V88H110V86L111 85H113L114 83H116ZM134 82V81H133ZM166 82H168V81H166ZM177 82V81H176ZM176 82L174 83V84H176ZM188 82V81H187ZM209 82V81H208ZM215 82H216V80H215ZM248 81H246V83H247ZM61 83V82H60ZM165 83V82H164ZM180 83V82H179ZM185 83V82H184ZM197 82H195V84H196ZM223 83V82H222ZM221 82H220V84H222ZM233 83V82H232ZM249 83V82H248ZM254 83V82H253ZM263 83V82H262ZM165 84H167V83H165ZM169 84V83H168ZM173 84V86H175ZM187 84V83H186ZM207 84V83H206ZM206 84H205V86H206ZM226 84H227V81H226ZM238 84H239V82H238ZM257 84H259V83H257ZM60 85V84H59ZM62 85V84H61ZM63 85H64V83H63ZM62 85V86H63ZM159 85V86H158ZM161 85H163V84H161ZM188 85V84H187ZM189 85H191V84H189ZM204 85V84H203ZM212 85V84H211ZM232 85V84H231ZM235 85V84H234ZM255 85V84H254ZM260 85V84H259ZM114 86H115V84H114ZM156 86V87H155ZM172 86V87H173ZM197 86H199L198 84H197ZM208 86V85H207ZM220 86V85H219ZM223 86V85H222ZM246 86V85H245ZM253 86V85H252ZM261 86H263V84L261 85ZM4 87V86H3ZM9 87V86H8ZM13 87V88H14ZM112 88H114L113 86H111ZM176 87V86H175ZM179 87V86H178ZM182 87H185V86H182ZM187 87V86H186ZM189 87V86H188ZM190 87H192V86H190ZM189 87V88H190ZM193 87H195L194 89H199V87L197 88L196 87V85L195 86H193ZM218 87V86H217ZM260 87V86H259ZM1 88H2V86H1ZM0 88V89H1ZM6 88H7V86H6ZM97 88V91H100V93H95V89ZM111 88V89H112ZM177 88V87H176ZM181 88V87H180ZM201 88V87H200ZM234 88V87H233ZM254 88H258V87H254ZM15 89V88H14ZM179 89V88H178ZM188 89V88H187ZM191 89H193V88H191ZM193 89V90H194ZM213 89V88H212ZM248 90H249V88H247ZM10 90V89H9ZM110 90V89H109ZM153 90V94H155V97L154 98H151L152 96H149V93L151 92ZM156 90V89H155ZM182 90H184V88L182 89ZM186 90V89H185ZM185 90H184V92H185ZM188 90H190V89H188ZM193 90H191V91H193ZM201 90H202V88H201ZM200 90V91H201ZM211 90V89H210ZM252 90L254 91V89L252 88ZM259 90H261V89H259ZM262 90H264V88H262ZM38 91H41V92H44V97H43V95H41V99L43 100V107L41 106L42 105V100L41 99H39V97L37 98V96L38 95H40V94H38V93H40V92H38ZM102 91V92H101ZM176 91V90H175ZM214 91V90H213ZM247 91V90H246ZM3 92V91H2ZM15 92V91H14ZM28 92H30V93H28ZM179 92V91H178ZM183 92V91H182ZM183 92V93H184ZM187 92H189V91H187ZM197 92V91H196ZM248 92V91H247ZM263 92V91H262ZM1 93V92H0ZM186 93V92H185ZM190 93V92H189ZM261 93V92H260ZM5 94V93H4ZM13 94V93H12ZM43 94V93H42ZM182 94V93H181ZM188 94V93H187ZM250 94V93H249ZM252 94V93H251ZM261 94H263V93H261ZM37 95V96H36ZM242 96V95H241ZM263 96V95H262ZM262 96H260V97H262ZM9 97V96H8ZM43 97V98H42ZM185 97V96H184ZM13 98H10V101H12L13 100ZM83 98H85V102H83L84 104H82V101H83ZM185 98H187V95H186V97ZM263 98H264V96H263ZM3 99V98H2ZM18 99V98H17ZM242 99V98H241ZM5 100V99H4ZM22 99H20L19 101H21ZM184 100V99H183ZM186 100V99H185ZM8 101V100H7ZM14 101V100H13ZM17 101V100H16ZM23 101V100H22ZM25 101V100H24ZM242 101V100H241ZM1 102H3V101H1ZM5 102V101H4ZM3 102V103H4ZM183 102H185V101H183ZM3 103H1V105H0V110H2L3 108H1V106H7L8 107V105H3ZM6 103V102H5ZM12 104H13V102H11ZM23 103V102H22ZM255 103V102H254ZM7 104H9V101L7 102ZM186 104V103H185ZM241 104V103H240ZM250 104V103H249ZM260 104V103H259ZM15 105V104H14ZM20 105V104H19ZM193 105V104H192ZM195 105V104H194ZM253 105V104H252ZM256 105V104H255ZM26 106V107H25ZM233 106H234V104H233ZM232 106V107H233ZM6 107V108H7ZM181 107V108H180ZM187 107V106H186ZM193 107H195V106H193ZM230 107V106H229ZM238 108H239V106H237ZM257 107H258V105H257ZM256 107V108H257ZM262 107V106H261ZM196 108V107H195ZM251 109H254V108H251ZM3 110H5V109H3ZM71 110H73L74 111V113L71 115V116H66L67 114L66 113H69ZM197 110V109H196ZM196 110H193V111H195V112H197ZM199 110V109H198ZM261 110V109H260ZM264 110V109H263ZM6 111V110H5ZM73 111H71V112H73ZM237 111V110H236ZM236 111H234V112H236ZM250 111H252V110H250ZM256 111V110H255ZM259 111V110H258ZM70 112V113H71ZM199 112V111H198ZM253 112V111H252ZM257 112V111H256ZM256 112H255V114H256ZM1 113H0V115H1ZM8 113V112H7ZM200 113V112H199ZM258 113V112H257ZM263 113V112H262ZM22 115V117H26V119L27 120H24V122H23V120H21V119H19V120H21L20 121V123H19V121L17 120V117L16 116H18V115ZM190 114V113H189ZM191 114H192V112H191ZM215 114H216V112H215ZM235 114V113H234ZM254 114V113H253ZM254 114V115H255ZM20 115V116H21ZM208 115V114H207ZM211 115V114H210ZM219 115H221V114H219ZM244 115V114H243ZM258 115V114H257ZM256 115V116H257ZM187 116V115H186ZM190 116V115H189ZM195 116V115H194ZM199 116V115H198ZM209 116V115H208ZM216 116V115H215ZM237 116V115H236ZM246 116V115H245ZM244 116V117H245ZM261 116V115H260ZM94 117H96V116H94ZM188 117V116H187ZM210 117V116H209ZM217 117H218V115H217ZM243 117V116H242ZM248 117V116H247ZM189 118V117H188ZM191 118V117H190ZM196 118H199V117H196ZM201 118H202V116H201ZM213 118V117H212ZM239 118V117H238ZM251 118V117H250ZM257 118V117H256ZM23 119V118H22ZM56 119V120H55ZM181 119V120H180ZM203 119V118H202ZM201 119V120H202ZM205 119H207V118H205ZM224 119V118H223ZM228 119V118H227ZM232 119H234V118H232ZM248 119V118H247ZM253 119H254V117H253ZM258 119V118H257ZM259 119H261V118H259ZM54 120V121H53ZM92 120V119H91ZM118 120H117V123H119L118 122ZM186 120V119H185ZM190 120H192V119H190ZM211 120V121H210ZM209 121L210 122H212L213 121V119H210ZM262 120H263V117H262ZM261 120V121H262ZM53 121V122H52ZM89 121V120H88ZM195 121H196V119H195ZM198 121V120H197ZM200 121V120H199ZM203 121V120H202ZM201 121V122H202ZM205 121V120H204ZM215 121H216V118H215ZM214 121V122H215ZM223 121V120H222ZM221 121V122H222ZM224 121H226V120H224ZM258 121V120H257ZM256 121V122H257ZM85 122V121H84ZM94 122V121H93ZM104 122V123H103ZM112 122H115L114 120H112ZM122 122V123H123ZM192 122H194V121H192ZM217 122H219V120H217ZM227 122H228V120H227ZM233 122H234V120H233ZM233 122H231V123H233ZM238 122V121H237ZM88 123V122H87ZM86 123V124H87ZM98 123V122H97ZM121 123V124H122ZM123 123V124H124ZM184 123V122H183ZM200 123V122H199ZM203 123V122H202ZM205 123V122H204ZM208 123V122H207ZM206 123V124H207ZM213 123V122H212ZM224 123V122H223ZM222 123V124H223ZM229 123V122H228ZM85 124V125H86ZM97 125L96 127H93V129H90L91 127H92V125H90L91 127L89 128L88 126V128L90 129V132H89V134H98V133H100V131L102 130V125ZM114 124V123H113ZM113 124H111L112 126H113ZM120 124V123H119ZM120 124V125H121ZM121 125V126H124L125 128H127V126H125L126 124H124V125ZM187 124V123H186ZM214 125H215V123H213ZM218 124H220V123H218ZM227 124V123H226ZM261 124H263V123H261ZM2 125V124H1ZM31 125V126H32ZM51 125V124H50ZM53 125H56V124H53ZM68 125H70V126H68ZM84 125V126H85ZM89 125V124H88ZM115 125V124H114ZM120 125H119V127H120ZM203 126L205 125V124H202ZM217 125V124H216ZM229 125H230V123H229ZM257 125V124H256ZM57 126H56V128H57ZM94 126V125H93ZM184 126V125H183ZM195 126V127H194ZM226 126V125H225ZM248 126V125H247ZM3 127H5V125H3ZM105 126H103V128H104ZM211 127H213V126H211L210 124H208V125H206L205 127H203V129H202V131H201V133H200V137L198 138V139H196L197 140V142H196V144L195 145H193L194 147L192 148V156L190 157L189 155V157H187L186 159H184L183 157H182V159L183 160H181V161H176V160H174L175 158H171L172 157V155L173 154H171V157H170V159H165L164 157H163V152L162 151H164L163 149H160L159 151H157L158 150V144H157V146H156V144L154 145V142H155V140H154V138H153V144H151L152 143V141H151V143H147L146 145H145V147L143 146V149L141 150V151H136V150H139L138 148L137 149H135V151L133 152V150H131L133 153L131 154V155H127V154H124L122 151H124L125 149H124V141H122L121 143H123L122 145L124 146H122L123 148L121 149L120 147V149L122 150L121 152V154H120V156L118 157V158H116L113 154H112V151H111V154L115 157V159L111 156V155H109L108 156V158L107 159H102L101 158V154H99V150L101 149V147H103L104 146V143H106L107 144V146H108V144H109V142L111 141V144H113V142L112 141H114V139L116 140V135L115 134H117V132L119 131L118 130V128H116L114 131L113 130H111L110 132H111V134H109L108 132H107V134H109L108 136H105V139H103V142H102V140L100 141V143L99 144H97V145H95V144H93V145H95V146H91V148L89 149V150H86L87 152H85L86 153V155H84V154H81L80 156L79 155H77V157H75V156H73V154H74V152H73V154H71V156H67V152H68V150H67V152L65 153V151L63 152V153H65L66 154V156L69 158V159H72L71 161H73V160H77V163L75 164H72V165H74V166H72V170H71V174H69L70 173V171H67V172H69L68 174L66 173V171H65V173L63 172L64 170L61 168V166H63V164H65V163H63V164H61V166L59 165L58 167H55L54 165H53V162H51V160H52V156H53V154L55 153V151L57 152V150H56V148H55V146L56 147H58L59 146V144H58V146L57 145H53V149L51 148V150L52 151H50L49 149H48V146L50 145V144H48L47 142H46V144L48 145L47 147H45V148H47L48 150H49V152H48V150L46 151L45 150V152H43L42 153V155H44V153H45V155H47L48 153V157H50L49 155H50V153L52 154V156L50 157L51 158V160L50 161H48L49 159H45V157H43L41 154H37L38 156H40L41 155V157H36V158H40V159H45V160H47V162H48V164H47V166L44 168V165H43V168L41 169V167L38 169V167H37V165L36 164H38V163H36L37 162V160L35 161H33V165H32V162H30L29 164H30V166L29 167H31V168H33V170H34V168L36 167L37 168V170L36 171H42L41 172V174L39 173V172H36V171H33V170H30L29 169V167L27 168V165H29V164H27V162H28V159H29V155L31 154L33 157L32 158H34V155H33V153H29L28 154V152L26 153V151L25 150H23V151H25V155L26 156H24L23 157V155L19 158L18 156L19 155H17V157L19 158V161H18V158H16L17 160L16 161H13L12 159H14V158H12V159H10L9 158V160L8 161H6L7 159V157L5 158V159H3L2 157H4V155L2 156L1 155V150H0V170H2L1 169V167H4L5 166V168H7V170H8V173H7V171L6 172H4V169L2 170V172L0 171V174H1V176H3L2 178H1V176H0V182H5V184L6 183H10L9 181H13L14 182V179L16 180L17 178H15V176L17 175L18 176V172H20V171H22V173H26L22 178H19L18 177V180L20 181L19 182V187H18V182L16 183L17 184V187H16V185H15V187L16 188H14V189H17V190H13L12 191V189L11 190H9L8 188L6 189V187H2V189H1V187H0V201H1V204H0V244H2V246H0V264H28L29 262V260L27 259V258H25L24 256H25V254H26V247H28L29 245H30V247H31V245L35 248V251H34V249H33V251H34V254H33V256L35 255V256H41V258H43V259H41L40 258V262L39 263H36V264H51L52 262H53V264H55L54 262H56V261H53V260H51L50 261V256L52 257V255H57L58 256V254H60L61 253V251H63V250H66V249H69V248H73V246H76L77 244V241L76 240H78V245L76 246L77 248L75 249H73L72 251H70L69 250V253L67 254V258L65 259V261H64V264H94L93 262L95 261H91L92 259H90L89 258V260L88 259H86L84 256V252H85V250H87L88 248H90V247H92V243H91V241L90 240H85V241H83V242H81V240H80V242L81 243H79V237L77 238V235L79 236V234L78 233H80V232H83V231H81L80 230V228H81V226L80 225H82V226H86L88 223H87V220H88V218L87 219H82V220H80V218L82 217V216H80V218L78 219L79 220V222H71L70 221V219H74V218H76L77 216L76 215H78V214H80V212H82L83 211V213H84V211L86 212V210H84L85 208H86V205L87 204H85L84 206V209H83V204L82 205H80V206H78L77 205V201L79 200L80 201V199L79 198H81V197H85L86 196V199H87V197H89V196H87V195H90L91 193H93L92 192V190H93V186H94V183L96 182L97 184H99V186H100V188H99V190L97 191L96 190V192H98L97 194L95 193L94 195H93V201H96V200H101L102 199V203H103V200H107V202H110L111 200H113V199H115L117 196H121V195H123V196H127V198L125 197L123 200L121 199V202H118V204L117 205H115V207H110V206H112L111 204H110V206H108V207H106V208H102L103 210H101V211H99L98 209V211H99V213H98V215L97 216H95V217H97L96 219H99V220H101L102 219V221H103V218L104 217H106L107 218V216L108 215H110V218H111V216L114 214V218H115V220L116 221H114V220H111V221H113L114 222V224H109V226H110V228H109V230L110 229H112L111 228V226L113 225L114 226V229L116 230V231H114V229H112L111 230V232L112 231H114V234H115V232H117L118 231V229L120 230V229H122V230H120V231H118L119 232V234H121L122 232H123V234L122 235H124L125 234V238H126V235H128L129 233H126V232H129L130 231V233L133 235V233L131 232V231H135L136 229H138V227L139 226H141V229H142V227H144L145 226V223H148V221H150L149 222V224L151 223H153V224H155V225H153L152 224V227L151 228H149V229H147V232L146 231H144L143 229V231L144 232H146L145 234H144V236L142 237V234L140 235L142 238L140 239L139 238V236L137 237V239L139 238L140 240H139V242H138V240H137V242L138 243H136L137 245H136V249H134V246H135V242H132L131 240H133V239H131L130 240V238L127 240V241H129L130 240V242H132L133 244H134V246H133V249H132V245L133 244H130L131 245V247H130V245H127L128 243L126 242V244H124V242L122 241V243H121V245H119L120 243V241H119V239H118V241L119 242H117V240H116V243H119V244H117V246H116V248L114 249V250H116V252L121 256V255H127L128 257H129V255H131V254H133V255H135L136 257H140V258H143L144 260L146 259L147 260V258H149V257H151L152 256V258H153V256L154 255H159V253L162 251L161 249V247L165 244V243H163V242H167V241H163V239H165V240H167L168 239V236L165 238V234L167 233L165 230L166 229H164L165 227H163V229H164V231H165V234H163V238H162V241L163 242H161L159 239L162 237L161 235H162V230H161V226L160 225H157L156 223L158 222H151L153 219V216L154 215H152L151 214V212H150V207L152 206V204H156L157 205V201H158V199L160 200V198H159V196L157 197L158 199H157V201L155 200V203H154V198H153V200H150L149 198H148V200L146 201V204H144V208H143V211L140 209V211H142L141 212V215L140 216H137V218H135V216L131 213V207H132V203H134V202H136L137 200H139V197L140 196H142L141 194H143L145 191H147L148 190V188H151L152 186L154 187H157L158 188V190H162L161 191V194H162V192H163V190L164 191H167V190H165L164 188H167L168 187V185H169V183L176 177L175 175H177L178 176V174H182V175H184V174H186V173H190V175H191V178L188 180V182H186L185 184H181V188H180V190L181 191H183L184 192V190H185V194H187V200L185 201V202H183V203H185L184 205H183V203H182V205H179V206H177L176 208H178L179 207V209H181V210H183V208H185V207H187V206H192V205H194L193 204V202H195V203H198L197 201H199V200H201V198H202V196H203V193L206 191V192H208L209 194H207V195H211V194H213V195H211V196H213L212 198H210V199H212V200H210V201H213V198H214V202L213 203H210L211 204V209L209 210V212H208V215H209V213H211V214H214L217 210L216 209H219L223 204H224V202H223V204H222V201H223V199L225 198V196L229 193H226V190H224L223 188L221 189V188H219V186H217L218 185V182H216L217 183V185H216V183H214V181L216 180V174H214V172L212 171V169L214 168V166H213V168H212V165L214 164L213 162L215 161V164H217L216 162L217 161H219V158H222V156H223V154H224V156H225V149H226V137H223V136H221L219 133H220V131L223 129H221L220 131H219V133L217 132L218 131V128H216L215 129V127L214 128H212V129H214V130H216V132L215 131H213L212 129H211ZM220 127H221V125H220ZM229 127V126H228ZM232 127V126H231ZM230 127V128H231ZM238 127V126H237ZM251 127H252V125H251ZM260 127V126H259ZM262 127V126H261ZM31 128V127H30ZM29 128V129H30ZM58 128V129H59ZM80 128H82L81 130H80ZM120 128H123V127H120ZM119 128V129H120ZM180 128V129H179ZM229 128V129H230ZM241 128H243V127H241ZM244 128H246V127H244ZM263 128V127H262ZM26 129V128H25ZM24 129V130H25ZM48 129V128H47ZM57 129V131H59ZM106 129H108V128H106ZM198 129H201V128H198ZM198 129H196V130H198ZM226 129H227V127H226ZM261 129V128H260ZM31 130H33V129H31ZM53 130V128L52 129H50V131H52ZM75 130V129H74ZM121 131H125V129L123 128V129H120ZM158 130V129H157ZM162 130V129H161ZM164 130V131H165ZM225 130V129H224ZM228 130V129H227ZM232 130H234V129H232ZM237 130V129H236ZM238 130H239V128H238ZM246 130V129H245ZM56 130H54L53 132H51V134L49 135V134H47L46 132V134L47 135H49L50 137H54L53 136V134H55L54 132H55ZM68 131V130H67ZM84 131V130H83ZM85 131H86V129H85ZM84 131V132H85ZM198 131H200V130H198ZM198 131H196V133L198 132ZM6 131L4 130V132L3 133H5ZM27 132H28V130H27ZM63 132H65V131H63ZM69 132H71V130L69 131ZM87 132H88V130H87ZM155 132H156V130H155ZM195 132V131H194ZM210 132H212V135L211 136H208V134L210 133ZM224 132V131H223ZM232 132V131H231ZM235 132V131H234ZM240 132V131H239ZM242 132V131H241ZM7 133V132H6ZM44 133V134H45ZM68 133V132H67ZM104 133V132H103ZM154 133V132H153ZM162 133V134H163ZM179 133V134H178ZM229 133V132H228ZM44 134H43V137H44ZM56 134H58V132L56 133ZM94 134V135H95ZM107 134H105V135H107ZM119 134H122V132H119ZM123 134H125V133H123ZM127 134V133H126ZM225 134H226V132H225ZM243 134V133H242ZM260 134V133H259ZM5 135V134H4ZM62 135V134H61ZM152 135V134H151ZM160 135H161V133H160ZM227 135V134H226ZM230 135V134H229ZM2 136V135H1ZM0 136V137H1ZM57 136H59V135H57ZM100 136V135H99ZM104 136V135H103ZM116 136V137H115ZM150 136V135H149ZM179 136V137H180ZM262 136H263V134H262ZM7 137H9V136H7ZM87 137V136H86ZM93 137V136H92ZM118 137H119V135H118ZM118 137H117V139H118ZM127 136H124V138H126ZM146 137V136H145ZM151 137V136H150ZM149 137V138H150ZM156 137V136H155ZM158 137V136H157ZM162 137V136H161ZM177 137V138H176ZM196 137V136H195ZM195 137H193V138H195ZM228 137V136H227ZM256 137V136H255ZM2 138V137H1ZM0 138V140H2ZM20 138V137H19ZM48 138V137H47ZM51 138V139H52ZM55 138H56V136H55ZM63 138V137H62ZM88 138V137H87ZM91 138V137H90ZM152 138V137H151ZM163 138V137H162ZM5 139H6V137H5ZM8 139V138H7ZM13 139V138H12ZM37 139V138H36ZM39 139V138H38ZM48 139H50V138H48ZM50 139V140H51ZM54 139V138H53ZM64 139V138H63ZM94 139V138H93ZM98 139V140H99ZM161 139V138H160ZM164 139V138H163ZM162 139V140H163ZM228 139V138H227ZM244 139V138H243ZM262 139V138H261ZM260 139V140H261ZM40 140H42V139H40ZM60 140V139H59ZM91 140V139H90ZM96 140V139H95ZM152 140V139H151ZM165 140V139H164ZM195 140V139H194ZM195 140V141H196ZM12 141V140H11ZM47 141H49V140H47ZM53 141V140H52ZM148 141H149V139H148ZM167 141V140H166ZM166 141H165V143H166ZM167 141V142H168ZM193 141V140H192ZM195 141H193V143H195ZM232 141V140H231ZM256 141V140H255ZM13 142V141H12ZM37 142V141H36ZM36 142H34V143H36ZM86 142V141H85ZM90 142V141H89ZM88 142V143H89ZM97 142V141H96ZM102 142V143H101ZM116 142V141H115ZM115 142H114V144H115ZM119 142H120V140H119ZM143 142V141H142ZM141 142V143H142ZM161 142H163V141H161ZM204 142H205V144H204ZM242 142V141H241ZM7 143V142H6ZM5 143V144H6ZM24 143H23V145H24ZM29 143H31V142H29ZM34 143H33V145H34ZM38 143V142H37ZM41 143H43V141L41 142ZM56 144H57V142H55ZM62 143V142H61ZM83 143V142H82ZM94 143H95V141H94ZM120 143V144H121ZM125 143V144H126ZM176 143V142H175ZM175 143H174V145L172 146V147H174L175 146ZM228 143H229V141H228ZM3 144V143H2ZM12 144V143H11ZM45 144V143H44ZM45 144V145H46ZM63 144V143H62ZM86 144V143H85ZM113 144V145H114ZM117 144V143H116ZM119 144V143H118ZM127 144V145H128ZM145 144V143H144ZM164 144V143H163ZM236 143H233V145H235ZM240 144V143H239ZM258 144V143H257ZM4 145V144H3ZM26 145H27V143H26ZM61 145V144H60ZM87 145V144H86ZM110 145V144H109ZM156 146V148H154V146ZM169 145H171L170 143H169ZM191 145V144H190ZM205 145V147L206 148H204L203 149V146ZM231 145V144H230ZM241 145V144H240ZM63 146H60L61 148H63ZM88 146V145H87ZM107 146H104V150H105V147H107ZM119 146V145H118ZM117 146V147H118ZM142 146H141V148H142ZM162 146V145H161ZM163 146H165V145H163ZM236 147H237V145H235ZM233 147L232 145L230 146V149H232L231 147H233L234 149L236 148V147ZM242 146V145H241ZM254 146H255V143H254ZM253 146V147H254ZM262 146V145H261ZM34 146H32V148H33ZM44 147V146H43ZM71 147V146H70ZM69 147V148H70ZM82 147H84V145L82 146ZM109 147V146H108ZM116 147V148H117ZM128 147H129V145H128ZM158 147V148H157ZM171 147V146H170ZM169 147V148H170ZM172 147H171V149H172ZM228 147H229V145H228ZM244 147H245V145H244ZM248 147V146H247ZM19 148H21V147H19ZM78 148V147H77ZM110 148H113L112 147V145L110 146ZM126 148V147H125ZM130 148V147H129ZM128 148V149H129ZM161 148V147H160ZM166 148H168V147H166ZM176 148L174 147L172 150L174 151V152H176ZM238 148H240V149H242L240 146L238 147ZM250 148H252L251 146H250ZM262 148V147H261ZM14 149V148H13ZM25 149H27V147L25 148ZM41 148L39 147V150H40ZM43 149V148H42ZM60 148H58V150H59ZM73 148H71L70 150H72ZM84 149H86V148H84ZM84 149H82V150H84ZM107 149H109V148H107ZM106 149V150H107ZM124 149V150H123ZM156 149V150H155ZM170 149V150H171ZM10 150V149H9ZM16 150V149H15ZM18 150V149H17ZM22 150V149H21ZM33 150H34V148H33ZM37 150V149H36ZM36 150H35V153H37L36 152ZM53 150H55L54 152H53ZM75 150V149H74ZM112 150V149H111ZM114 150V149H113ZM166 150V149H165ZM167 150H169V149H167ZM169 150V151H170ZM171 150V151H172ZM190 150V149H189ZM202 150V151H201ZM236 150H239V149H236ZM22 151V152H23ZM27 151H28V149H27ZM119 151V150H118ZM117 151V152H118ZM127 151V150H126ZM157 151V152H156ZM243 151V150H242ZM251 151V150H250ZM4 152V151H3ZM8 152V151H7ZM33 152V151H32ZM61 152H62V150H61ZM84 152V151H83ZM101 152V151H100ZM125 152V151H124ZM167 152V151H166ZM173 152V153H174ZM179 152V151H178ZM181 152V151H180ZM180 152H179V154H180ZM187 152V151H186ZM202 152H203V154H204V156L206 157V155H207V158H208V155L209 156H211V162H209L208 163V159L206 160L205 159V157H203V154H202ZM205 152V153H204ZM233 152V151H232ZM237 152V151H236ZM236 152H234V154L236 153ZM244 152V151H243ZM247 152V151H246ZM263 152V151H262ZM5 153V152H4ZM13 153H15V152H13ZM24 153V152H23ZM69 154H70V152H68ZM82 153V152H81ZM104 153H105V151H104ZM114 154H115V152H113ZM120 153V152H119ZM129 153V152H128ZM138 153H141V154H145V155H142V156H145V157H147L146 155H148L149 156V154L150 155H153V157L155 158V159H153L154 161H153V163H151L152 164V166H151V164H147V165H145V166H143V165H140L139 164V166H137V164H135L134 166L135 167H129L128 166V168L129 169H125L126 167H122V169H124V171L122 170V169H118V166L117 165H119V164H117L116 166H115V162H119V161H126L127 159V162L128 161H130V158L133 156L134 157V155H136V154H138ZM167 153H169V152H167ZM184 153V152H183ZM189 153V152H188ZM251 153V152H250ZM11 154V153H10ZM22 154V153H21ZM28 154V155H27ZM134 154V155H133ZM176 154V153H175ZM190 154V153H189ZM231 154V153H230ZM245 154V153H244ZM264 154V153H263ZM6 155V154H5ZM30 155V156H31ZM36 155V154H35ZM59 155V154H58ZM57 155V156H58ZM62 155V154H61ZM107 155V154H106ZM106 155H104L103 154V156L105 157ZM139 155V154H138ZM177 156H179L178 154H176ZM181 155V154H180ZM184 155V154H183ZM187 155V154H186ZM191 155V154H190ZM202 155V156H201ZM221 155V156H220ZM227 155V154H226ZM260 155V154H259ZM2 156V157H1ZM102 156V157H103ZM117 156V155H116ZM137 156V155H136ZM170 156V155H169ZM228 156V155H227ZM226 156V157H227ZM239 156H243V155H240L239 154ZM13 157V156H12ZM23 157V158H22ZM47 157V156H46ZM47 157V158H48ZM54 157V156H53ZM132 157V158H133ZM150 157V156H149ZM148 157V158H149ZM166 157V156H165ZM203 157V159L204 160H206V165L204 164V166H198L197 165V163L200 161V159ZM31 158V157H30ZM30 159L31 161L33 160V159ZM56 158V157H55ZM64 158V157H63ZM75 158H77V159H75ZM89 158V160L91 159V158H93L94 160H98L99 161V159H100V161H99V163H97V165H100L101 163V165L100 166H102V169L100 168V166H99V168L101 169V170H98L97 169V174L96 173H94V170L93 169H91V170H93V171H90V170H88L87 169V164L89 165V162L88 163H86L87 162V159ZM181 158V157H180ZM200 158V159H199ZM228 159L226 160H224L223 161V163H221L220 165H221V168H220V172H219V174H221V175H223V174H226V171H227V169L230 167V165H231V160L229 159V157H227ZM232 158V157H231ZM236 159H237V156L235 157ZM239 158V157H238ZM202 159V160H203ZM223 159V158H222ZM221 159V160H222ZM233 159H234V155H233ZM241 159V158H240ZM5 160V161H4ZM10 160H12V161H10ZM29 160V161H30ZM45 160H43V161H45ZM54 160V159H53ZM63 160V159H62ZM67 160V158L65 159V161ZM93 160V161H94ZM135 160V159H134ZM144 160H145V158H144ZM151 160V159H150ZM197 160H199L198 162H197ZM221 160H220V162H221ZM40 160H38V162H39ZM57 161V160H56ZM70 161V162H71ZM138 161V160H137ZM140 161V160H139ZM145 161H147V160H145ZM144 161V162H145ZM233 161V160H232ZM238 161V160H237ZM241 161H243V160H241ZM246 161V160H245ZM2 162H4V163H2ZM34 162H35V164H34ZM46 162V163H47ZM49 162H50V164H49ZM101 162V163H100ZM131 162V161H130ZM129 162V163H130ZM135 162V161H134ZM197 162V163H196ZM202 162V161H201ZM204 162V161H203ZM234 162V161H233ZM45 163V164H46ZM52 163V164H51ZM60 162L58 161V164H59ZM68 162H66V164H67ZM95 163V162H94ZM121 163V162H120ZM139 163V162H138ZM142 163H143V159H142ZM219 163V162H218ZM249 163V162H248ZM26 164V165H25ZM42 164V163H41ZM44 164V163H43ZM70 164V163H69ZM123 164V163H122ZM214 164V165H215ZM233 164V163H232ZM241 164V163H240ZM243 164V163H242ZM241 164V165H242ZM252 164V163H251ZM251 164H250V166H251ZM264 164V163H263ZM22 165H23V167H25V168H27V169H29L28 171H30L31 172V175H28V173H30V172H28V171H26L27 169H23L22 168ZM25 165V166H24ZM34 165H36V166H34ZM121 165V164H120ZM120 165H119V168H121L120 167ZM127 165V164H126ZM150 165V166H149ZM219 165V166H220ZM237 165V164H236ZM240 165V166H241ZM261 165H262V163H261ZM11 166V167H10ZM38 166H39V164H38ZM71 166V165H70ZM176 166H180V168L179 167H177L178 169H181V170H179L178 172V174H174L173 172V170L175 169V167ZM232 166V165H231ZM239 166V165H238ZM257 166V165H256ZM263 166V165H262ZM66 167H68V165L66 166ZM65 167V168H66ZM116 167V168H115ZM233 167H235L234 165L231 167V168H233ZM237 167V166H236ZM243 167V166H242ZM258 167V166H257ZM18 168H22L21 170H18ZM91 168V167H90ZM215 168H216V166H215ZM218 168V167H217ZM263 168V167H262ZM63 171H62V170ZM67 169V168H66ZM94 169H96V168H94ZM256 169V168H255ZM258 169V168H257ZM260 169H261V166H260ZM69 170V169H68ZM119 170V171H118ZM122 170V171H121ZM218 170V169H217ZM216 170V171H217ZM238 169H236V171H237ZM264 170V169H263ZM26 171V172H25ZM54 171V172H53ZM232 171V170H231ZM254 171V170H253ZM33 172V173H32ZM149 172H151L152 174H150ZM177 172V171H176ZM21 173V174H22ZM34 173H39V175L37 174H34ZM51 173V174H50ZM54 173H56V175L54 174ZM228 173V172H227ZM237 173V172H236ZM3 174H5V177H4V175ZM20 174V176H22ZM32 174H34V175H36L37 177H39L38 179H37V177L36 176H34V175H32ZM52 174H54V178H53V175ZM148 174H150V176L151 177H149V179H147V180H144V178L148 175ZM230 174V173H229ZM241 174V173H240ZM239 174V175H240ZM244 174H245V171H244ZM247 174V173H246ZM7 175V176H6ZM52 175V176H51ZM189 175V174H188ZM219 176V175H217V176H219V178L220 177H222V176ZM241 175H243V174H241ZM30 176L31 177H36L34 180H36L37 179V181H35V183H37L36 185H41V183L44 181V180H46L45 178L47 177V179H48V176H51L52 177V179L51 180H53V181H51V183H49L48 182V184H50V185H46L45 183H42V184H45L46 186L45 187H43V186H41V187H43V188H46V189H43V190H41V187H34V186H30V184H29V188H28V190L32 187V191H30L29 193L25 190V189H23V187H25V185H27L28 183L27 182H29V183H32L31 181H29L28 179L30 178ZM76 177V176H80L79 177V179H81V180H84L85 182H83V181H81L82 183H80V181H79V183L77 182V183H72L71 182V179H73V177ZM181 176V175H180ZM237 176V175H236ZM248 176V175H247ZM29 177V178H28ZM50 177V178H51ZM74 177V178H75ZM184 177V176H183ZM49 178V179H50ZM77 178V177H76ZM187 178H189V177H187ZM223 178H225L224 176H223ZM222 178V179H223ZM237 178V177H236ZM246 178V177H245ZM249 178V177H248ZM2 179H4V181H2ZM31 179H33V178H31ZM30 179V180H31ZM78 179V178H77ZM184 179V178H183ZM215 179V180H214ZM241 179H243V178H241ZM182 180V179H181ZM226 180V179H225ZM225 180H223L224 182H225ZM263 180V179H262ZM176 181V180H175ZM180 181V180H179ZM186 181H187V179H186ZM199 181H204L203 183H204V186H206L205 188H204V186H203V188L204 189H202V190H200V192H199V194H195V185H197L198 183H199ZM220 181H222V180H220ZM222 181V182H223ZM230 181V180H229ZM233 181V180H232ZM242 181V180H241ZM44 182H46V181H44ZM114 183V186L116 185V187H114L113 189H112V187H110L109 186V184H111V183ZM173 182V181H172ZM171 182V183H172ZM231 182V181H230ZM243 182V181H242ZM263 182V181H262ZM15 183V182H14ZM116 183V184H115ZM228 183V182H227ZM245 183V182H244ZM243 183V184H244ZM12 184V183H11ZM11 184H9V186L11 185ZM174 184V183H173ZM176 185H177V183H175ZM179 184V183H178ZM206 184V185H205ZM220 184H221V182H220ZM219 184V185H220ZM235 184H237V182L235 183ZM234 184V185H235ZM254 184V183H253ZM263 184V183H262ZM32 185V184H31ZM35 185V184H34ZM175 185V186H176ZM259 185V184H258ZM264 185V184H263ZM0 186H2V185H0ZM4 186V185H3ZM7 186V185H6ZM12 186H13V184H12ZM28 186V185H27ZM98 186V187H99ZM108 186L111 188V190L112 191H110L109 189V191L107 190V188H108ZM113 186V185H112ZM167 186V187H166ZM172 186V185H171ZM217 186V187H216ZM254 186V185H253ZM153 188V189H156L155 191H158L157 190V188ZM173 187V186H172ZM227 187V186H226ZM230 187H232V186H230ZM245 187V186H244ZM243 187V188H244ZM250 187V186H249ZM35 188V189H34ZM37 188H38V190H39V188H40V190L41 191H45L44 193L42 192L41 194H40V192L39 191H37ZM94 188H95V186H94ZM258 188V187H257ZM96 189H97V187H96ZM173 189V188H172ZM200 189V188H199ZM236 189V188H235ZM241 189V188H240ZM246 189V188H245ZM251 189V188H250ZM26 191L25 193H24V191ZM150 190H152V189H150ZM149 190V191H150ZM197 190H198V188H197ZM205 190V191H204ZM248 190V189H247ZM12 191V192H11ZM160 191H158V193H156V194H159V192ZM174 191V190H173ZM173 191H172V193H173ZM233 191V190H232ZM250 191V190H249ZM169 192V191H168ZM175 192V191H174ZM22 193H24L26 196H23V200H21V198H20V196L22 195ZM145 193H147V192H145ZM152 193V192H151ZM154 193V192H153ZM170 194L171 196L172 195H174V194ZM176 193V192H175ZM235 193V192H234ZM237 193V192H236ZM23 194V195H24ZM150 194V193H149ZM155 194V193H154ZM163 194H164V192H163ZM166 194V193H165ZM164 194V195H165ZM169 194V193H168ZM168 194L167 195H165V196H167L166 198L168 199ZM177 194V193H176ZM206 194V193H205ZM230 194V193H229ZM231 194H232V192H231ZM260 194V193H259ZM262 194V193H261ZM147 196H148V193H147ZM163 196V195H162ZM161 196V197H162ZM211 196H208V197H211ZM228 196H230V195H228ZM227 196V197H228ZM236 196V195H235ZM259 196V195H258ZM262 196V195H261ZM122 197V196H121ZM142 197H144V196H142ZM145 197H146V195H145ZM149 197V196H148ZM153 197V196H152ZM151 197V198H152ZM155 197V196H154ZM164 197V196H163ZM207 197V198H208ZM19 198H20V200H19ZM91 198V197H90ZM119 199H120V197H118ZM165 198V199H166ZM240 198V197H239ZM238 197H236V199H238V200H240ZM259 198V197H258ZM261 198V197H260ZM89 199V198H88ZM145 199V198H144ZM162 199V198H161ZM170 199V198H169ZM174 199H176L175 197H174ZM206 199V198H205ZM227 199V198H226ZM232 199H233V197H232ZM231 199V200H232ZM264 199V198H263ZM117 200V199H116ZM164 200V199H163ZM171 200V199H170ZM169 200V201H170ZM242 200V199H241ZM254 200V199H253ZM92 201V202H93ZM142 201V200H141ZM173 201V200H172ZM172 201H171V203H172ZM206 201V200H205ZM236 201V200H235ZM243 201V200H242ZM247 201V200H246ZM250 201V200H249ZM252 201V200H251ZM250 201V202H251ZM261 201V200H260ZM260 201H258V203L260 202ZM81 202L82 203H84V201L83 200H81ZM92 202L90 203V204H92ZM97 202V201H96ZM101 202V201H100ZM106 202V203H107ZM116 202V201H115ZM114 202V203H115ZM160 202V201H159ZM158 202V203H159ZM161 202H163V201H161ZM200 202V201H199ZM231 202V201H230ZM233 202V201H232ZM237 202H239V201H237ZM257 202V201H256ZM86 203V202H85ZM95 203V202H94ZM98 203V202H97ZM96 203V204H97ZM142 203V202H141ZM164 203V202H163ZM168 203V202H167ZM171 203H169V205L171 204ZM177 203V202H176ZM208 203V202H207ZM240 203V202H239ZM254 203V202H253ZM258 203H255V204H257L258 205ZM261 203V202H260ZM89 204V203H88ZM101 204V203H100ZM108 204V203H107ZM132 204V205H131ZM136 204H137V202H136ZM135 204V205H136ZM143 204V203H142ZM161 204V203H160ZM174 204V203H173ZM220 204H222V205H220ZM242 204V203H241ZM248 204H249V202H248ZM248 204H246V205H248ZM251 204V203H250ZM249 204V205H250ZM56 205V206H55ZM93 205V204H92ZM139 205V204H138ZM163 205V204H162ZM162 205H157V207L159 208V206H162ZM166 205V204H165ZM225 205V204H224ZM223 205V206H224ZM248 205V206H249ZM261 205H264V203L263 204H261ZM55 206V207H54ZM98 206H99V204H98ZM107 206V205H106ZM114 206V205H113ZM140 207H141V204L139 205ZM168 206V205H167ZM171 206H173L172 204H171ZM174 206H175V204H174ZM220 206V207H219ZM239 206V205H238ZM259 206V205H258ZM89 207V206H88ZM87 207V208H88ZM91 207V206H90ZM94 207V206H93ZM104 207H105V204H104ZM134 207V206H133ZM132 207V208H133ZM165 207V206H164ZM163 207V208H164ZM219 207V208H218ZM235 207H237V203L236 204H234V205H232V209L236 212V208ZM250 207H252V206H250ZM250 207H249V209H250ZM257 207V206H256ZM255 207V208H256ZM29 210H28V209ZM86 208V209H87ZM98 208V207H97ZM100 208V207H99ZM136 208V207H135ZM156 208V207H155ZM163 208H160V210L161 209H163ZM175 207H172V208H170L169 206L167 207V209L166 210H171V211H174V212H176L177 210H179V209H176ZM248 208V207H247ZM28 210V213L26 214V212H25V210ZM89 209V208H88ZM87 209V210H88ZM93 209V208H92ZM92 209H90V210H92ZM95 209V208H94ZM139 209V208H138ZM231 209V208H230ZM231 209V210H232ZM238 209H239V207H238ZM249 209H244L243 210V212L245 211V210H247V211H245L244 212V218H245V220L247 221L250 217H253L254 218V215L252 214L253 212H252V210H253V208H251L250 210ZM261 209V208H260ZM260 209H258V210H260ZM89 210V211H90ZM125 210H126V212L130 215V214H132L133 215V217H131V216H127V218H124V219H122V221L123 220H125L126 219V221L123 223L122 221H120L119 219H120V213L122 212V211H124L123 213H125L126 214V212H125ZM152 211H153V209H151ZM165 210V211H166ZM225 210V209H224ZM228 211V210H226L227 212H223V216H222V214H221V216L222 217H218V218H221V220H220V223H222V222H226V221H228L230 218H231V216H233L232 215V213L234 214L235 212H233V210L232 211ZM262 210V209H261ZM158 211H159V209H158ZM162 211V210H161ZM165 211H164V213H165ZM185 211V210H184ZM223 211V210H222ZM132 212H133V210H132ZM138 212V211H137ZM157 212V211H156ZM178 212V211H177ZM181 211H179V213H180ZM183 212V211H182ZM242 212V213H243ZM25 213V214H24ZM74 213V214H73ZM76 213H78V214H76ZM88 213V212H87ZM92 213V212H91ZM122 213V214H123ZM135 213V212H134ZM153 213H154V211H153ZM171 213L172 212H169V214L171 215ZM184 213V212H183ZM190 213V212H189ZM205 213H207V212H204V215H205ZM241 213V212H240ZM255 213V212H254ZM257 213V212H256ZM262 213V212H261ZM73 214V215H72ZM82 214V213H81ZM86 214V213H85ZM121 214V215H122ZM174 214V213H173ZM172 214V215H173ZM198 214V213H197ZM200 214H201V212H200ZM210 214V215H211ZM259 214V213H258ZM88 215H89V213H88ZM156 215V214H155ZM161 215H163V214H161ZM165 215V214H164ZM175 215V214H174ZM173 215V216H174ZM179 215V214H178ZM182 215V214H181ZM185 215V214H184ZM188 215V214H187ZM235 215H236V213H235ZM242 215V214H241ZM256 215V214H255ZM70 216H72V217H70ZM73 216H76V217H73ZM166 216V215H165ZM200 216V215H199ZM258 216V215H257ZM79 217V216H78ZM90 217V216H89ZM91 217H93V215L91 216ZM113 217V216H112ZM123 217V216H122ZM157 217V216H156ZM178 217V216H177ZM180 217V216H179ZM179 217H178V221H179ZM198 217V216H197ZM204 216L202 215V218H203ZM208 217V216H207ZM211 217V216H210ZM163 218H164V216H163ZM166 218V217H165ZM201 218V217H200ZM213 218H214V216H213ZM212 218V219H213ZM233 218V217H232ZM231 218V219H232ZM240 218H241V216H240ZM240 218H238V219H236V218H234L235 220H232V221H229L230 222V224L228 225V227H226L227 229H223V231L221 232V236L220 237H222V235L224 236V238H223V240L224 241H220V242H217V243H213V242H211V243H213L210 247H209V249L207 248L208 247V245H207V249L205 248V250H207V252L205 251V254H203L204 256H205V258H203L202 257V254H199V255H201V257L200 256H197V252H199V251H197V250H199V248H200V246H202V240H200V239H203V237L204 238H206V237H209V238H207V239H210V241H211V239L213 238V239H215L214 237H215V235H216V237H217V234L218 233H214V227L213 228H210V229H208V230H206L204 233H202V235H204L203 237H201L199 240H198V242H196L197 240L196 239H192L193 241H194V244H193V242H190L189 241V239H188V242H185L184 241V245H185V247H181L182 249H186V247L188 246L190 249H191V252H192V254L191 253H189V254H191V255H196L195 257H189V259L184 255V256H181L180 257V255H182V254H180L179 255V253H180V248H176L175 249V247H173V248H171V251H172V253H168L167 254V256H165L167 259H171L173 262H171L172 264H217V261L216 262H213V261H215V260H209V261H211V263L209 262V263H207V257L209 258V257H212L214 254H216V255H218V256H220V258L221 257H223L222 258V260H220V262L221 261H223L224 260V257H228L229 258V260L228 261H231L230 259H234V256L237 254V253H239V251H240V249L243 247L242 245H244L243 244V242H247V240L246 241H244V240H240V234H242L243 235V238H253L252 237V234H247V233H242L241 231H240V229H239V221H240ZM247 218V219H246ZM258 218H259V216H258ZM52 219H55L56 220V222H54L55 224V226L54 227H56L57 229H64L65 230V234H68V235H65L64 237H62V238H58L59 237V235L56 237V238H54L53 236L57 233H53V236H52V234H51V232H54L52 229H50L49 227L50 226H48V225H46L45 224V222L46 223H48L50 220H52ZM93 219V218H92ZM91 219V220H92ZM108 219V218H107ZM152 219V220H151ZM157 219V218H156ZM162 219V218H161ZM170 219V218H169ZM176 219V218H175ZM243 219V218H242ZM252 219V218H251ZM250 219V220H251ZM260 220H261V223L260 222H255L254 224H256V226H254V224H253V221H249L248 220V222L247 223H251L253 226L252 227H254V229L256 230V234L258 235L259 234V236H260V234H263L264 233V223H262V219L261 218H259ZM76 220H77V218H76ZM106 220V219H105ZM110 220H108V221H110ZM198 220H200V219H198ZM213 220H216V219H213ZM212 220V221H213ZM256 220V219H255ZM254 220V221H255ZM259 220V221H260ZM39 221H42L41 223L43 224H41V223H39L40 225H38V222ZM154 221V220H153ZM159 221H161V220H159ZM175 221V220H174ZM191 221V220H190ZM193 221V220H192ZM196 221V220H195ZM202 221V220H201ZM209 221V220H208ZM17 222H22L23 224H24V226H23V224H22V228H19V226H17L16 225V223ZM112 222V223H113ZM176 222V221H175ZM180 222V221H179ZM216 222V221H215ZM241 222V221H240ZM9 223V226H11L12 225V223L13 224H15V225H12L11 227H7V224ZM11 223V224H10ZM99 223V222H98ZM105 223V222H104ZM103 223V224H104ZM108 223V222H107ZM121 223H123L122 224V226H121ZM205 223V222H204ZM203 223V224H204ZM214 223V222H213ZM217 223V222H216ZM219 222L217 223L218 225L220 224ZM245 223V222H244ZM6 224V225H5ZM21 224V223H20ZM19 224V225H20ZM48 224H51V223H48ZM100 224V223H99ZM150 224V225H151ZM169 224V223H168ZM172 224V223H171ZM183 224V223H182ZM187 224V223H186ZM189 224V223H188ZM224 224V223H223ZM101 225H102V223H101ZM142 225H144V226H142ZM212 225V224H211ZM217 225V226H218ZM221 225V224H220ZM219 225V226H220ZM16 226V227H15ZM37 226V228H38V226H40L39 227V230H40V233H37V234H39L40 235V238L39 239H37V237L35 238V237H32V235H31V237L33 238H31L30 237V235L28 234L29 232H30V230H32V229H34L35 227ZM106 226V225H105ZM149 226V225H148ZM163 226V225H162ZM166 226V225H165ZM169 226V225H168ZM181 226V225H180ZM183 227L185 226V225H182ZM193 226H195L194 224H193ZM215 226V225H214ZM218 226V227H219ZM222 226V225H221ZM224 226V225H223ZM249 226H251V225H249ZM20 227H21V225H20ZM52 227V226H51ZM90 227V226H89ZM174 227H176L175 226V224H174ZM173 227V228H174ZM178 227V226H177ZM186 227V226H185ZM184 227V228H185ZM251 227V228H252ZM79 228V229H78ZM140 228V227H139ZM169 228H170V226H169ZM182 228V227H181ZM187 228V227H186ZM193 228V227H192ZM215 228H216V226H215ZM36 229V228H35ZM54 229V228H53ZM56 229V230H57ZM179 229H180V227H179ZM190 229V228H189ZM194 229V228H193ZM202 229V228H201ZM200 229V230H201ZM204 230H205V228H203ZM219 229V228H218ZM217 229V230H218ZM242 229H243V227H242ZM55 230V231H56ZM162 231L161 233L160 232H158V233H160L161 235V237H159V234L157 235V233H155V231ZM178 230V229H177ZM255 230H254V232H255ZM34 231V230H33ZM38 231V230H37ZM58 231V230H57ZM126 231V232H125ZM139 231V230H138ZM138 231H136V233L138 232ZM156 231V232H157ZM179 231V230H178ZM177 231V232H178ZM216 231V230H215ZM64 232V231H63ZM85 232V231H84ZM83 232V233H84ZM88 232H90V231H88ZM189 232V231H188ZM198 232V231H197ZM201 232H202V230H201ZM217 232V231H216ZM220 232V231H219ZM36 233V232H35ZM58 233H60L59 231H58ZM82 233V234H83ZM87 233V232H86ZM85 233V234H86ZM141 233V232H140ZM153 233H155V235L153 234ZM193 233V232H192ZM252 233V232H251ZM33 234H34V232H33ZM51 234V235H50ZM90 234V233H89ZM113 234V233H112ZM118 234V233H117ZM118 234V235H119ZM130 234V236H132ZM169 234H171V233H169ZM255 234V233H254ZM36 235V234H35ZM38 235V236H39ZM60 235H61V233H60ZM92 235V234H91ZM122 235H119L120 237L122 236ZM168 235V234H167ZM264 235V234H263ZM63 236V235H62ZM73 236L75 237L76 236V238L74 239L73 238ZM80 236H82L81 234H80ZM109 236H112V235H110L109 234ZM130 236H128V237H130ZM133 236H135L136 237V235H135V233H134V235ZM132 236V237H133ZM173 236V235H172ZM179 236V235H178ZM185 236V235H184ZM192 236V235H191ZM196 235H194L193 234V237H195ZM256 236V235H255ZM43 237L45 238L44 240H42L43 239ZM83 237H85V236H83ZM114 237V236H113ZM120 237H117V238H120ZM124 237V236H123ZM127 237V238H128ZM153 237H155V238H153ZM158 238V240L159 241H157L155 244L156 245H154V247L152 248V250L151 251H147V252H145L144 251V249H143V247L142 246H144L145 247V244L144 243H146L147 244V241H151V239L153 238V239H157ZM176 237H177V235H176ZM218 237H219V235H218ZM257 237V236H256ZM261 237H262V235H261ZM35 238V239H34ZM89 238H91V237H89ZM93 238V237H92ZM91 238V239H92ZM95 238V237H94ZM110 239H113L112 237H109ZM108 238V239H109ZM116 237L114 238V239H117ZM134 238V237H133ZM170 238V237H169ZM80 239H82L83 240V238L81 237ZM107 239V240H108ZM113 239V240H114ZM172 239H174V238H172ZM172 239H170L171 241H172ZM182 239V238H181ZM183 239L184 240H186L184 237H183ZM212 239V240H213ZM222 238H220L219 240H221ZM74 240H75V242L76 243H74ZM97 241H98V239H96ZM100 240V239H99ZM155 240H152V243H153V241L155 242ZM174 240H176V239H174ZM173 240V241H174ZM191 240V239H190ZM196 240V241H195ZM218 240V239H217ZM102 241V240H101ZM105 241V240H104ZM125 241H126V239H125ZM168 241H169V239H168ZM178 241V240H177ZM181 241V240H180ZM179 241V242H180ZM250 241H251V239H250ZM260 241H262V240H260ZM100 242V241H99ZM108 242H110V244H111V246H112V241L111 240H108ZM192 243L193 244V246L192 247H190L192 244H190V243ZM196 242V243H195ZM258 242V241H257ZM96 243H98V242H96ZM168 243V242H167ZM176 243V242H175ZM174 243V246H176V244ZM204 243V242H203ZM211 243H209V244H211ZM101 244V243H100ZM115 244V243H114ZM113 244V245H114ZM150 244V243H149ZM170 244H172L173 245V243H170ZM170 244H168V245H170ZM190 244V245H189ZM195 244H197V245H195ZM248 244V243H247ZM91 245V246H90ZM101 245H103V243L101 244ZM95 246V245H94ZM165 246H167V244H165ZM165 246H163V248L165 247ZM204 246V245H203ZM102 247V246H101ZM114 247H115V245H114ZM118 247H119V249H118ZM178 247V246H177ZM187 247V248H188ZM194 247V248H193ZM261 247V246H260ZM259 247V248H260ZM32 248V247H31ZM96 248H99L98 246L96 247ZM108 248H110V246L108 247ZM146 248H147V246H146ZM151 248V247H150ZM188 248V249H189ZM204 247H202V249L201 250H204L203 249ZM24 249H25V251H24ZM28 249V248H27ZM105 249V248H104ZM117 249H118V251H117ZM193 249V250H192ZM243 249H244V247H243ZM256 249V248H255ZM254 249V250H255ZM96 250V249H95ZM94 250V251H95ZM99 250V249H98ZM97 250V251H98ZM159 250H160V252H159ZM187 250V249H186ZM186 250H185V252H186ZM23 251L25 252L24 254H23ZM27 251H29V250H27ZM32 251V252H33ZM92 251V250H91ZM182 251H184V250H182ZM190 251V250H189ZM99 252V251H98ZM116 252L114 251V253L116 254ZM159 252V253H158ZM167 252H169V251H167ZM184 252V253H185ZM241 252H242V250H241ZM245 252V251H244ZM249 252V251H248ZM255 253H253V256H256V253H257V255H258V257H259V254H262V255H264V245L262 246V248H260V249H258L257 248V251H254ZM92 253V252H91ZM95 253V252H94ZM97 253V252H96ZM121 253V254H120ZM158 253V254H157ZM161 253H163V252H161ZM181 253H183V252H181ZM194 253V254H193ZM200 253H203V251L201 252L200 251ZM93 254V253H92ZM109 254V253H108ZM115 254H113V256H115ZM117 254V255H118ZM129 254V255H128ZM208 254V255H207ZM213 254V255H212ZM24 255V256H23ZM62 255V254H61ZM65 255V254H64ZM132 255V256H133ZM161 255V254H160ZM159 255V256H160ZM240 254H238V256H239ZM262 255L260 256V257H262ZM32 256V255H31ZM32 256V257H33ZM53 256V257H54ZM57 256H55L56 258H57ZM86 256H87V254H86ZM91 256H93V255H91ZM97 256H98V254H97ZM109 256H110V254H109ZM108 256V257H109ZM131 256V258H133ZM158 256V257H159ZM207 256V257H206ZM217 256V257H218ZM237 256V255H236ZM237 256V257H238ZM38 257H37V259H38ZM52 257V259H54ZM89 257V256H88ZM95 257V256H94ZM93 257V258H94ZM99 257V256H98ZM107 257V258H108ZM116 257V256H115ZM115 257H114V259H115ZM119 257V256H118ZM122 257V256H121ZM123 257H125V256H123ZM155 257H157V256H155ZM163 257H164V255H163ZM164 257V258H165ZM185 257V260L183 259ZM243 257V256H242ZM34 258H36V257H34ZM50 258V259H49ZM135 258V257H134ZM133 258V259H134ZM165 258V260H167ZM190 258H192L191 260H190ZM215 258V257H214ZM227 258V259H228ZM63 259V258H62ZM61 259V260H62ZM101 259V258H100ZM117 259V258H116ZM115 259V260H116ZM127 259V258H126ZM136 259V258H135ZM151 258H149V260H150ZM158 259V258H157ZM186 259H188L189 261H187ZM204 259L206 260V262L204 261ZM210 259H212V258H210ZM226 259V260H227ZM239 259H241V257L239 258ZM249 258H244V259H242V260H238V261H241V262H237V263H241V264H244L245 262H247V260H248ZM32 260H34V259H32ZM55 260V259H54ZM104 260V259H103ZM106 260V259H105ZM104 260V261H105ZM109 260H111L112 261V257H111V259H109ZM125 260V259H124ZM123 260V261H124ZM156 260V259H155ZM159 260V259H158ZM161 260H162V257H161ZM164 260V261H165ZM235 261H237V258L236 259H234ZM58 261H59V259H58ZM97 261V260H96ZM101 261V260H100ZM107 261V260H106ZM105 261V262H106ZM114 261V260H113ZM122 261V262H123ZM137 261V260H136ZM135 261V262H136ZM138 261H143V260H140V259H138ZM137 261V262H138ZM152 261V260H151ZM250 261V260H249ZM248 261V262H249ZM31 262V261H30ZM51 262V263H50ZM61 262V261H60ZM116 262V261H115ZM125 262H126V260H125ZM170 262H168V263H170ZM232 262V261H231ZM230 262V263H231ZM247 262V263H248ZM32 263H33V261H32ZM31 263V264H32ZM34 263V264H35ZM97 263V262H96ZM95 263V264H96ZM98 263H99V261H98ZM101 263V262H100ZM99 263V264H100ZM106 263H109V264H111L110 262H106ZM106 263H101V264H106ZM114 263V262H113ZM120 263V262H119ZM145 263H146V261H145ZM144 263V264H145ZM147 263H149V262H147ZM158 263H160V262H158ZM223 263H225L224 261H223ZM227 263V262H226ZM232 263H234V262H232ZM115 264V263H114ZM117 264V263H116ZM130 264H132V263H130ZM134 264V263H133ZM156 264V263H155ZM221 264H222V262H221ZM246 264V263H245ZM251 264V263H250ZM264 264V263H263Z\"/></svg>",
  "mask_w": 264,
  "mask_h": 264
},
{
  "label": "rangeland",
  "instance_id": "obj_2",
  "mask_svg": "<svg viewBox=\"0 0 264 264\" xmlns=\"http://www.w3.org/2000/svg\"><path fill=\"white\" fill-rule=\"evenodd\" d=\"M2 1V2H1ZM5 3H4V2ZM11 1V2H10ZM12 1H14V0H8V2H7V0H0V8H1V10H0V20H4V17H5V15H4V13H5V8H7L8 6H11V5H13L14 3L16 4L17 2H18V0L16 1V2H12ZM20 1V0H19ZM36 1V0H35ZM39 3H40V1L41 0H37ZM33 2V3H31V4H29L28 6H26V7H24L23 8V11H22V14H19L20 16H22V17H24V16H26L27 15V13H29V14H31L30 12L32 11L33 13L36 11V10H38L39 9V7L38 6H40V4L38 3V2ZM85 1V2H84ZM97 1H98V3H97ZM93 0V2H94V4H89V5H93L94 7H93V9L91 8L90 10V16L92 15V13H93V15L92 16H94V14H96L95 12H94V10H97L96 12L98 13V11L100 12L99 14L102 16V14H103V16L101 17L100 15H98V14H96L98 17L100 16L102 19L100 20V17L98 18V20L99 21H97V22H99V23H94V26H92L91 24H90V22L89 21H87V23H86V18H87V20H90L89 19V17H85V19H83V21L85 22H83L82 23V25H86L87 27L90 25V28L88 27V30L89 29H91L90 31H89V33L87 32V34H89L88 36H90L89 38H95L96 36V34L95 33H99L100 31V27H102L103 29L105 28L104 26H106V28L105 29H107L108 30V34L109 33H111V32H114L113 34H115V36L112 34V36H113V38H115L116 36L118 37V38H120L119 40H118V38H115V40L112 38V36H111V34L108 36V39H104L106 42H105V44H104V42L102 41V43L103 44H101V43H95L94 44V46H92V47H90V55L89 56H95V54L101 49V47L103 46V45H106V46H108L109 45V43L108 42H110L112 39V41H114L113 43H115V42H117L118 44H119V42H121V44L120 45H122V43H123V45L124 46H128V45H130L129 46V48L131 49L129 52L131 53H129L128 52V54L126 55V58H125V60L123 61V63L121 64V66H120V69H119V73H122V72H124L123 70L125 69L126 70V68H127V66H128V64L127 63H131L132 61H136V57H137V55H136V53H133L134 51L136 52L137 51V54L139 55V54H142V55H140L141 56V58H139L136 62H135V64H134V66H136V68L138 69L139 68V70H143V69H146L145 71L147 72V73H151L152 72V70H154L153 71V73H151V75L150 76H152V74H154V73H157V72H159V74H161L160 76L161 77H163V78H161L160 76H159V74L156 76V75H154V76H152V77H157V79L158 80H160L159 82L161 83V84H163V85H161L160 84V86H159V89H158V87L157 88H154V91H156V92H154L155 94L156 93H158L159 92V90L161 89V87H163V86H165V87H168V85H170L171 84V87L169 86V88H171L178 96H179V98H181V101H182V104L183 105H181V106H185V107H180L181 109V111L185 108V110L183 111L184 112V114H185V112L187 113L188 111H189V113H187V114H185V116H183V118H182V120L180 121V124H179V127H180V125H181V129H184V127L185 126H187L189 123H194V124H196L197 123V125H195L196 126V129H198V128H201V129H198V130H200V131H198V130H196L195 128L193 129V132L192 133H194V134H192V136L193 135H195V136H193V137H195V138H191V142H189V144L186 146V149L185 150H181V148L179 147V149L180 150H178V148H176V147H178L179 145H178V143H179V140H180V138H181V136H180V134L177 136L178 138H179V140H177V141H175V139L173 140H171L170 139V141H168L169 140V138H167L166 136L164 137V135L166 134V131L167 130H165L166 129V127H164V128H156V129H154V131L153 130H151L148 134H146V135H144V136H142L139 140H141V141H139V143L137 142V146H136V148L134 147V145L133 144H128V142L126 143L125 141L129 138V137H133L134 136V132H131L130 134H128V132H126L127 131V129H128V126H127V124L126 123H124L123 121V123L124 124H126L125 126H127V128H125L124 126H121L123 123L121 122V120L119 119H114V118H110V119H112V120H114L115 122H112V120L110 121L109 119H108V121L107 122H103L104 124L102 125L101 124V120H103V119H101L102 117H101V115L99 116H97V115H89V118L88 117H86L85 116V118L86 119H81V120H83V122H82V127H84V131H85V129H86V131L84 132L83 130H82V132H83V135H85V138H83L82 139V142H81V140L80 141H78L79 143H77V145H75V143L73 144V143H71L70 145H68L67 146V149H65V150H63L64 149V143L67 141V139H68V137H69V135L70 134H72V133H74V132H78L77 130L78 129H76L75 127L77 126V125H79L78 123H76V125L74 126V128H73V126H72V128H71V126L70 125H68V126H70V129L69 128H67V124H64V125H66V129H65V126H63V124H62V126L59 128V126H57L60 122H59V120H61V119H59V117H61V116H58V117H55V118H57V120L55 121V122H53V123H49V126L47 125V127H46V129H45V132L47 133V134H51V132H53L54 130H56L54 133L55 134H53V138L52 137H50L49 135H47L45 132H42V134H39L38 136L39 137H37L36 136V138H33L31 141L30 140H28L27 142H22L21 140H23L25 137H26V135L28 134L29 135V133H30V135H33V133L35 134V132H36V127H35V125H34V127H33V125L32 124H27L26 126L27 127H25V128H23L22 129V131H21V135L23 136H21V135H19V137L18 136H16V137H13V136H11V135H9L10 134V131L9 130H11V127L9 126V125H7V124H3L2 122L0 123V136L3 138H1L2 140H0V150H1V155L3 154L4 155V157H2L3 159H5L6 157V161H8L9 160V158L10 159H12V158H14V159H12L13 161H16L17 159L16 158H20L22 155H23V157L24 156H26L25 154L28 152V154L29 153H33V155H34V158H32L33 156L31 155H29V159H28V162H27V164H29L30 162H32V165H33V161L36 159H38V160H40L39 162H38V160H37V162L36 163H38L39 164V166H38V164H36L37 165V167H38V169L41 167V169L43 168V165H44V168L47 166V164H48V162H47V160H45V159H49L48 161H50L51 160V158H52V160H51V162H53V165L55 166V167H58L59 165L61 166V164H63V163H65V164H63V166H61V168L64 170H62L64 173H65V171H66V173L68 174L69 172H67V171H70V173L69 174H71V170H72V166H74V165H72V164H76L77 163V160H73V161H71L72 159H69L67 156H71V154H73V152H74V154H73V156H75L76 154L77 155H81V154H84V155H86V153L85 152H87L86 150H89L90 148H91V146L93 145V144H95V145H97V144H99L100 143V141L102 140V142H103V139H105V136H108L109 134H111V130H115L116 128H118V132H117V134H115L117 137H118V135H119V137H118V139H117V137H116V140L114 139V141H112L113 142V144H114V142H115V144L113 145V144H111V141L109 142V144H108V146H107V144L106 143H104V146H107V147H105V150H104V146L103 147H101V149L99 150V154H101V158L102 159H107L108 158V156L109 155H111L114 159H115V157L116 158H118L119 156H120V154L123 152L124 154H127V155H131L134 151H135V149H139V150H136V151H141L142 149H143V146L145 147V145L147 144V143H151V141H152V143L151 144H153V141L155 140V142H154V145L156 144V146H157V144H158V150L157 151H159L160 149H163L164 151H162L163 152V157L165 158V159H170V157H171V154H173L172 155V159L173 158H175L174 160H178V161H181V160H183L182 159V157L184 158V159H186L187 157H191L192 156V148L194 147L193 145H195L196 144V142H197V140L196 139H198L199 137H200V133H201V131H202V129H203V127H205L206 125H208V124H210L211 126H213V127H211V129L212 128H214L215 126V129L216 128H218V133H219V131H220V135L221 136H223V137H226V149L224 150L225 151V156H224V154H223V156H222V158H219V161H217L216 163L217 164H215V161L213 162L214 164L212 165V168H213V166H214V168L212 169V171L214 172V174H216V180L214 181V183H216V182H218V185H217V183H216V185L217 186H219V188H223L224 190H226V193H228L226 196H225V198L223 199V201H222V204H223V202H224V206L222 205V204H220V205H222L219 209H216L217 211L214 213V214H211V213H209V215H208V212H209V210L211 209L210 207H211V204L210 203H213L214 202V198H213V201H210V200H212V199H210V198H212L214 195L213 194H211V195H213V196H211V195H207V194H209L208 192H206L205 190V192L203 193V196H202V198H201V200H199V201H197L198 203H195V202H193V204L194 205H192V206H187V207H185V208H183V210H181V209H179V205H182V203L183 202H185L186 200H187V194H185V190H184V192L183 191H181L180 190V188H181V184L183 185V184H185L186 182H188V180L191 178V175H190V173H186V174H184V175H182L181 173L180 174H178L179 172V170H181V169H178L177 167H179L180 168V166H176L175 167V169L173 170L174 172V174H178V176L177 175H175L176 177L169 183V185H168V187L167 188H164L165 190H167V191H164L163 190V192H164V194L165 195H167L168 193V199L166 198L167 196H165L164 194H163V192H162V194H161V191L160 190H158V188L157 187H155V188H157V190L158 191H160L159 192V194H156V193H158V191H155L156 189H153L154 187L152 186L151 188H148V190L147 191H145V192H147L148 193V196H147V193H143V194H141L142 196H144V197H142V196H140L139 197V200H137L136 202H137V204H136V202H134V203H132L131 205H132V207H131V213L135 216V218H137V216H140L141 215V212L143 211V208H144V204H146V201L148 200V198L150 199V200H153V198H154V203H155V200L157 201V197L159 196V198H160V200L158 199V201L156 202L157 203V205H162V206H159V208L157 207V205L156 204H152V206L150 207V212H151V214L152 215H154L153 216V220L151 221V222H157L156 224L157 225H160L162 228H161V230L163 229V227H165L164 229H166L165 231L167 232L166 234H165V231H164V229L161 231H155V233H157V235L159 234V237H161L159 240L161 241V242H163V241H167V242H163V243H165V244H167V246H165V244L163 245V246H165L164 248H163V246L161 247L162 249V251L161 252H163V253H161L160 252V250H159V255H154L153 256V258H152V256L151 257H149V258H151L150 260H149V258H147V260L145 259H143V258H140V257H136L135 255H133V254H131V255H129V257L127 256V255H119L117 252H116V250H114L115 248H116V246H117V244H119V245H121V243H122V241L124 242V244H126V242L128 243L127 245H130V244H133L132 242H135L134 244H135V246H134V244L132 245V249H133V246H134V249H136L135 247H136V243H138L139 242V240L144 236V234L147 232V229H149V228H151L152 227V224L150 225L149 224V222L150 221H148V223H145V226L144 225H142V226H144V227H142V229L144 230V231H146V232H144L142 229H141V226H139L138 227V229H136L134 232L133 231H131L132 233H133V235H134V233H135V235H136V237L135 236H133L131 233H130V231L129 232H126V233H129L128 235H126V238H125V234L124 235H122L123 234V232L121 233V234H119V232L118 231H120V230H122V229H118V231L117 232H115V234H114V231H116L115 229H114V226L112 225L111 226V228L112 229H114V231H112L111 232V230L112 229H110L109 230V228H110V226H109V224H114V222L113 221H111V220H114V221H116L115 220V216H114V214L111 216V218H110V215H108L107 216V218L106 217H104L103 218V221H102V219L101 220H99V219H96L97 217H95V216H97L98 215V213H99V211H101V210H103L104 208H106V207H108V206H110V204L112 205V206H110V207H115V205H117L118 204V202H121V199L123 198H127V196H123V195H119V196H117L115 199H113V200H111L110 202H107V200H103V203H102V199L101 200H96V201H93L92 199L94 198L93 197V195L96 193H98V192H96V190L98 191L99 190V188H100V186H99V184H97L96 182L94 183V186H95V188H94V186H93V190H92V192L93 193H91L90 195H87V196H89V197H87V199H86V196L84 197H81V198H79L80 199V201L78 200L77 201V205L78 206H80V205H82L83 204V209H84V205L85 204H87L86 205V208L88 209H84V210H86V212L84 211V213H83V211L82 212H80V214H78V213H76V214H78V215H76V216H73V217H76L77 218V220H76V218H74L73 220L72 219H70V221L71 222H79V218H80V216H82L81 218H80V220H84V219H87L88 218V220H87V225L86 226H82V225H80L81 226V228H80V230L81 231H85L84 233L83 232H80V233H78L79 234V236L77 235V238L79 239V243H81V242H83V241H85V240H92L91 241V243H92V247H90V248H88L87 250H85V252H84V257L86 258V259H88L89 260V258L90 259H92L91 261L93 262L94 260V264L96 263V264H99L100 262L101 263H106V262H110L111 264H130V263H134V264H144L145 263V261H146V263L145 264H172L171 262H173L171 259H167L165 256H167V254L168 253H172V251H171V248H173V247H175V249L176 248H180V253H179V255L180 254H182V255H180V257L181 256H186L188 259H189V257H195L194 255H191L192 254V252H191V249L189 248H187L186 247V249H182L183 247H185V243H184V241L185 242H188V239H189V241L190 242H193V244H194V239H196L195 241L196 242H198V240L201 238V237H203L204 235H202V233H204L206 230H208V229H210V228H213L214 229V233L216 234V233H218L217 234V237H216V235H215V239H211V241H210V239H207V238H209V237H206V238H204L203 237V239H200V240H202V246H200V248L202 249V247H204L203 249L204 250H201L200 248H199V250H197V251H199V252H197V256H200L201 257V255H199V254H202V257L203 258H205V256L203 255V254H205V251L207 252V250L209 249V247L213 244V243H217V242H220V241H224L223 240V238H224V236L222 235V237H220L221 236V232L223 231V229L225 228V229H227L226 227H228V225L230 224V222L229 221H232V220H235L234 218H236V219H238V218H240V216H241V218H240V221H239V229H240V231L242 232V233H247V234H252V237L253 238H250L251 239V241H250V239L249 238H243V235L242 234H240V240L242 241V240H244V241H246L247 240V242L245 243V242H243V244L244 245H242L243 247H244V249H243V247L240 249V251H239V253H237L236 255L238 256V254H240L238 257L235 255L234 256V259H236L237 258V261H235L234 259L232 260V259H230L232 262H234V263H232L231 261H228L229 260V258L228 257H224V262L225 263H223V261H221L222 262V264H241V263H237V262H241V261H238V260H242V259H246V258H249L248 260H247V262H245L246 264H263L264 263V255H262V254H259V257H258V255H257V253H256V256H253V253H255L254 251H257V248L258 249H260V248H262V246L264 245V233L263 234H260V236H259V234L257 235L256 234V230L254 229V227H252L253 225L251 224L252 222L251 221H253V224L256 222H260L261 223V220L259 219V218H261L263 221H262V223H264V205H261V204H263L264 203V98H263V96H264V90H262V88H264V75L262 76V71H263V66H264V64H263V62L264 61H262V63H261V61H257L254 57H253V55H251L252 53V51L250 50L251 49V47L253 48L254 46L256 47L257 45H258V43H259V38H260V43H259V45H261V43L263 42L264 43V41H263V39H264V28H263V26H264V22L262 23V21H264V17H263V15H264V2H263V4H261L260 3V1L261 0H257V1H259L258 3H259V5H258V3H255L256 2V0H252V1H254V2H252L251 0H239V3H240V5H238L239 3L237 2L238 0H208V2L206 1V0H204V2L202 1H198L197 0V2H200L198 5H200V8L202 9H200L199 7L198 8H196L197 7V5H195V8H194V6H191L190 5V3H189V1L190 0H188V2H186V3H188V4H184V5H186L187 7H185V8H187V10H189V11H186V9L184 8V5L182 6V2L184 3V0H178V2H176L177 0H173V2H172V0H168V2L170 3V1H171V5L172 4H174V7H173V10H174V8H175V6L178 4V6H176V8H177V10H178V7H179V5H180V3H181V7H183V9L184 10H182V8L181 7H179V11H177L176 10V8H175V10H176V12L178 13H183L184 12V14H179V15H185L186 14V12L188 13V14H190L191 16H189L188 14H186V15H188V16H186L187 18H189V19H187L186 17H181V16H178V19H176L177 21L179 20H182V19H187V20H185V21H181V22H177V21H173V20H175L174 18H172V16L174 17V14H177V13H175L174 11H171L172 10V8L170 9V10H168V11H170L169 13H168V11H166V10H163V12L161 13V11L159 12H156L157 14L158 13H160V14H158V15H160V16H157L156 15V13H153L154 14V18L153 17H151L152 15V13H150V11L149 10H147V9H145L146 8V6L145 5H142V4H145V2L147 3L148 2V4H150V3H152L153 1L152 0H145V2L143 1V2H138V1H141V0H134L135 2H137V3H134L132 0ZM115 1V2H114ZM123 1V2H122ZM129 1V2H128ZM165 1V0H164ZM167 1V0H166ZM185 1H187V0H185ZM194 1H196V0H191V4L193 5V4H195L194 3ZM212 1V2H211ZM262 1H264V0H262ZM261 1V2H262ZM81 2H82V0H81ZM83 2L86 4V3H90V1H88V0H83ZM93 2H91V3H93ZM104 2V3H103ZM121 2V3H120ZM128 3V6H127V3ZM135 4H133V3ZM206 2V3H205ZM221 2H222V4H221ZM226 2V3H225ZM228 2L229 3H231L230 5L232 6V7H234L233 9L232 8H229L228 9V7H230V5L228 4ZM237 2V3H236ZM8 3V4H7ZM112 3V4H111ZM126 5H125V4ZM130 3L131 4H133L131 7L129 6L130 5ZM175 3H177V4H175ZM205 5H203V4ZM210 3H211V6H210ZM212 3H213V5H212ZM215 3H217V4H215ZM218 3H219V5H218ZM249 3V4H248ZM35 5L34 7H33V5ZM39 4V5H38ZM83 4V3H82ZM100 4V5H99ZM116 4V5H115ZM118 4V5H117ZM119 4H120V6H119ZM138 4V5H137ZM148 4H147V6H148ZM207 4H209V5H207ZM217 5V6H215V5ZM228 6H227V5ZM243 4V5H242ZM253 4V5H252ZM1 5H2V7H1ZM103 5L105 6V9L104 8H102L103 7ZM124 5V6H123ZM145 6V8H144V12L146 11H149L148 13H149V15H146V12H145V14H143L144 12H143V10H140V9H142V6H141V8L139 7L138 8V6ZM189 5H190V8H188L189 7ZM201 5H203L204 6V8H203V6H201ZM207 5V6H206ZM226 5V6H225ZM235 5V6H234ZM242 5V6H241ZM245 5V6H244ZM258 5V6H257ZM263 7H262V6ZM4 6V7H3ZM6 6V7H5ZM115 6V7H114ZM117 6H118V8H117ZM122 6V7H121ZM133 6H135L136 8H134ZM215 6V7H214ZM222 6V7H221ZM224 6V7H223ZM243 6H244V8H243ZM29 7V8H28ZM32 7V8H31ZM120 7V8H119ZM126 9H125V8ZM129 7V8H128ZM133 7V8H132ZM219 7V8H218ZM226 7V8H225ZM236 7H238V8H236ZM247 8V10H246V8ZM261 7V8H260ZM3 8V9H2ZM36 8V9H35ZM95 8V9H94ZM112 8V9H111ZM133 10H132V9ZM206 8V9H205ZM210 8V9H209ZM212 8H213V10H212ZM35 9V10H34ZM100 9V10H99ZM107 9V10H106ZM115 9V11H113ZM117 9H119V10H117ZM130 9V10H129ZM134 9H135V11H134ZM138 9H139V11H138ZM192 9H193V11H192ZM204 9V10H203ZM215 9V10H214ZM217 9H219V10H217ZM221 9V10H220ZM228 9V10H227ZM245 9V10H244ZM249 9V10H248ZM3 10H4V13H3ZM29 10H31V11H29ZM103 10H106V11H108V12H106V11H103ZM109 10H110V12L111 13H109ZM180 10H182V11H180ZM200 10V11H199ZM210 10V11H209ZM225 10V11H224ZM230 10V11H229ZM239 10V11H238ZM251 10V11H250ZM252 10H254V12L252 11ZM257 10V11H256ZM260 12H259V11ZM26 11V12H25ZM93 11V12H92ZM122 11H123V13H122ZM141 11H142V13H141ZM166 11V12H165ZM192 11V13H190ZM216 11H218V12H216ZM228 11V12H227ZM233 11H236V12H233ZM238 11V12H237ZM247 11V12H246ZM3 14H2V13ZM117 12H120V14L118 15V13ZM131 12V13H130ZM132 12H134L135 13V15H134V13H132ZM171 12H173V13H171ZM207 12V13H206ZM209 12H212V13H209ZM225 12V13H224ZM241 12H244V13H241ZM256 12V13H255ZM21 13V12H20ZM25 13V14H24ZM46 13H47V11H46ZM163 13H166V14H163ZM218 13H220L224 18H225V20H226V22L228 21V25L226 24V22H225V20L223 21V17H221V15L220 14H218ZM224 15H223V14ZM227 13V14H226ZM229 13V14H228ZM258 13V14H257ZM2 14V15H1ZM28 14V15H29ZM128 14H129V16H128ZM138 14V15H137ZM162 14L164 15V17H168V18H164L163 16H162ZM171 14V15H170ZM202 14V15H201ZM205 14H206V16H205ZM208 14H211V16H209ZM226 14V15H225ZM236 14H237V16H236ZM241 14V15H240ZM251 14V15H250ZM4 15V16H3ZM95 15V16H96ZM151 15V16H150ZM167 15V16H166ZM194 17H193V16ZM204 15V16H203ZM207 15H208V17H207ZM215 15H217V16H215ZM244 15H246V16H244ZM258 15H259V18H258ZM262 15V16H261ZM3 18H2V17ZM20 16H17V17H15V16H12V17H14L15 18V22L18 20V19H21L20 18ZM88 16H89V14H88ZM91 16V17H92ZM119 16V17H118ZM133 18H132V17ZM150 16V17H149ZM205 17V18H207V20L208 21H205L206 19L205 18H203V17ZM214 16V17H213ZM218 16H220V19H222V20H220V21H218V19H219V17ZM226 16V17H225ZM232 16H233V19H231L232 18ZM236 18H235V17ZM244 16V17H243ZM254 16H255V18H254ZM257 16V17H256ZM11 16L8 18V19H5L6 21H10V22H8V23H5V21L3 22V23H5V24H2L1 22V24L0 25H2V27H4L5 26V28H9V30L7 31V29L5 30V28H4V30L5 31H1V30H3V28L2 29H0V34L2 35V37H0V40H1V42L0 43H2L3 42V40L8 36V34H9V32L10 31H12L11 30V28H13L12 26L15 24V22L13 21V18H12ZM38 17H40V15L39 16H35V18H38ZM116 17V18H115ZM121 17H123V18H121ZM135 17V18H134ZM175 17H177L176 15H175ZM179 17H181L182 19H180ZM192 19H191V18ZM201 17H202V19H205V20H202L201 19ZM210 17L213 19H210ZM249 17V18H248ZM18 18V19H17ZM41 18V17H40ZM40 18H38L37 20L36 19H34V21H35V23L33 22V28H32V30H34L35 29V27H36V25L38 24L37 22H39L40 23V20L42 19H40ZM128 18V19H127ZM141 18V19H140ZM151 18V19H150ZM155 18H159V20L157 21V19H155ZM162 18V19H161ZM217 18V19H216ZM226 18H228V19H226ZM243 18V19H242ZM245 18V19H244ZM251 18V19H250ZM257 18H258V21H257ZM263 20H262V19ZM40 19V20H39ZM104 19V20H103ZM124 19V20H123ZM155 19V20H154ZM163 20L162 22L165 24H168L169 25V23H171L170 25L171 26H174V28H177V29H175L174 30V28L172 27V29H171V26L169 27V26H167L166 24H165V28L164 29H162L163 28V23L162 22H160V27H159V21H161V20ZM168 19H170V22H168L167 20ZM173 19V20H172ZM197 20V21H195V20ZM200 19V21H198ZM212 20L211 22H210V20ZM235 19H236V21H235ZM2 20V21H3ZM122 20L124 21V22H122ZM131 20V21H130ZM144 20V21H143ZM152 20V21H151ZM190 20V21H189ZM192 20H193V22H192ZM201 20H202V22H201ZM216 20V21H215ZM240 20H243V21H240ZM259 20H260V23L263 25H260L258 22H259ZM14 22V24H13V22ZM102 21V22H101ZM108 21V22H107ZM113 21V22H112ZM142 21V22H141ZM150 21H151V25H150ZM154 21V22H153ZM167 21V22H166ZM195 21V22H194ZM221 21L223 22V23H221ZM229 21H231V22H229ZM239 21V22H238ZM246 21V22H245ZM252 21H254L253 23H252ZM12 22V23H11ZM89 22V23H88ZM122 24H121V23ZM128 22V23H127ZM131 22H133L132 24H136L135 26H138L137 28H135V26H131V24L129 25V23H131ZM135 22H137V23H135ZM157 22V23H156ZM174 22H176L177 23V26H178V23H179V26L180 27H176V23H174ZM183 22H184V24H185V22H186V25H184L183 24ZM187 22H188V24H190L191 26H190V28L189 29H187L188 27H189V25L187 24ZM190 22H192V24L190 23ZM209 22V23H208ZM216 22V23H215ZM232 22H234V23H232ZM236 22V23H235ZM241 22H243V23H241ZM249 22V23H248ZM11 23V24H10ZM120 23V24H119ZM126 23V24H125ZM163 25H162V24ZM181 23V24H180ZM202 23V24H201ZM205 23V24H204ZM208 23V24H207ZM220 25V26H218V24ZM232 25V27H231V25ZM250 25H248V24ZM255 23H257L258 25H260V27L257 25V24H255ZM89 24V25H88ZM102 24V25H101ZM144 24V25H143ZM155 24V25H154ZM158 24V25H157ZM193 24H195V26L196 25H199L200 26V24L203 26V27H205L204 29L206 30V31H203L204 29L200 26H196V28L198 29H195V26L193 25ZM207 24V25H206ZM213 24V25H212ZM217 24V25H216ZM242 24V25H241ZM256 25V26H254L255 28H257V29H255L254 27H253V25ZM6 25L8 26V27H6ZM99 25V26H98ZM115 25H117V28L119 29H117L116 30V26ZM120 25V26H119ZM143 25V26H142ZM184 27H183V26ZM188 25V27L187 28H185V26H187ZM221 25H223L226 29H224V27L223 26H221ZM230 25V26H229ZM236 25V26H235ZM238 25H240V26H238ZM245 26V29L247 28V26H249L248 27V29H249V31H248V29L246 30V32H245V29H243L244 28V26ZM252 25V26H251ZM9 26H11V27H9ZM85 26V27H86ZM91 26H92V28H91ZM111 27V26H113V28H115L114 30H112L113 28L111 27L110 29H111V31L109 30V27ZM123 26V27H122ZM131 26V27H130ZM157 26V27H156ZM185 28V30L186 31H184V30H181L180 31V29L182 28ZM194 26V27H193ZM207 26H208V28H207ZM215 27L216 26V28L213 30L212 28H210V27ZM228 26V27H227ZM235 26V27H234ZM97 27V28H96ZM121 27V28H120ZM124 27H125V31H121V30H123L124 29ZM126 27H128L129 28V30H128V28H126ZM146 27H147V29H146ZM151 27V28H150ZM168 29H167V28ZM193 27V28H192ZM217 27H218V29H217ZM222 29H221V28ZM234 27V28H233ZM237 27V28H236ZM239 27H243L242 29L241 28H239ZM1 28V27H0ZM94 28V29H93ZM98 28H99V30H98ZM131 28V29H130ZM178 28H180V29H178ZM203 30H202V29ZM235 28H236V30H235ZM238 28H239V30H238ZM254 28V29H253ZM97 29V30H96ZM127 29V30H126ZM138 29V30H137ZM139 29H141V30H139ZM165 29H166V31L168 32V31H170L171 30V32L174 30L175 31V34H174V31L171 33V32H169V34L165 31ZM170 29V30H169ZM190 29H193V31L192 30H190ZM195 29V30H194ZM199 29H200V31H199ZM212 31V33H211V31ZM224 29V30H223ZM231 29H233V30H231ZM240 29L244 32H241V33H239L240 32ZM94 30V31H93ZM102 30V29H101ZM115 30L116 31H118V33H119V31H120V33L119 34H117L116 32H115ZM133 32V34H132V32ZM134 30H135V32H134ZM145 30V32H143ZM177 30H178V32H177ZM199 32H197V31ZM207 30H208V32H207ZM216 30H217V33H215L216 32ZM221 30V31H220ZM229 30H231V31H229ZM250 30H252V32H250ZM255 30H258V36H256V37H253V38H251V35H254V34H252L253 33V31H255ZM261 30H263V31H261ZM129 31V32H128ZM140 31V32H139ZM161 31V32H160ZM182 31H184V33L182 32ZM189 31V32H188ZM210 31V32H209ZM232 31H235V32H232ZM7 33V36H5L6 35V33ZM30 32L31 31H29V36H31L30 38H29V36H28V40H26V44L28 43H30V45H26L27 47L28 46H30V48L31 47H33V46H35V45H37L36 47H33V48H31V49H35V48H37L38 46H39V44H37V43H40L38 40H41V38L43 37L41 34L38 36V35H34V32H32L31 34H30ZM125 32V33H124ZM142 32H143V34H142ZM178 34H177V33ZM187 32V33H186ZM190 32H193L194 34L193 35H195V36H188L187 37V35H192V33H190ZM200 32H202V33H200ZM204 32V33H203ZM220 32V33H219ZM228 32H229V35H230V37H229V39H228ZM237 32H238V34H237ZM5 33V34H4ZM122 33V34H121ZM124 33V34H123ZM127 33V34H126ZM135 33H137V34H135ZM149 33V34H148ZM159 33V34H158ZM183 35H182V34ZM206 33V34H205ZM207 33H209L208 35H207ZM224 34V36H223V34ZM231 33V34H230ZM235 33V34H234ZM244 35H246V36H248V37H246V36H243V34ZM245 33H247V34H245ZM255 33H256V31H255ZM92 34V35H91ZM117 34V35H116ZM132 34V36H130ZM142 36H141V35ZM148 34V35H147ZM163 34V35H162ZM167 34V35H166ZM172 34H174V35H172ZM178 35V36H175V35ZM180 34V35H179ZM187 34V35H186ZM199 34H201L199 37L197 36V35ZM217 34H219V35H221V36H223V37H221V36H219V35H217ZM242 34V35H241ZM251 34V35H250ZM257 34V33H256ZM255 34V35H256ZM23 35H25V32H24V34ZM44 35H46V36H44L43 38H45V37H47V38H51L50 37V34L49 33H47V34H44ZM94 35V36H93ZM135 35H137V36H135ZM143 35H145V36H143ZM154 35V36H153ZM159 36V37H157V36ZM161 35H162V37H161ZM169 35V36H168ZM181 35H182V37H181ZM205 35V36H204ZM207 35V36H206ZM212 35V36H211ZM214 35H216V36H214ZM227 35V38L225 37ZM232 35V36H231ZM237 37H236V36ZM259 35H261V36H259ZM34 36V37H33ZM42 36V37H41ZM87 36V35H86ZM93 36V37H92ZM111 36V37H110ZM129 36V37H128ZM136 37V39H135V37ZM185 36H186V39H184L185 38ZM202 36H204L203 38L204 39H207L206 41H208L209 39H211V40H209V45L208 46H210V50H209V48H208V46H207V42H205L204 41V39H203V41H202ZM211 36V37H210ZM5 37V38H4ZM123 37V38H122ZM127 37V38H126ZM133 38V40H132V38ZM152 37H154L153 38V40H154V42H153V40H152ZM156 37V38H155ZM160 37H161V39H160ZM166 37V38H165ZM178 37V38H177ZM193 37H194V39H193ZM196 37V38H195ZM221 37V40L219 39ZM232 37H235V38H238L239 37V40L238 39H235L236 41H237V44H236V42H235V40H233L234 42H235V44H233L234 42L232 41ZM38 40H37V39ZM73 38V37H72ZM72 38H70V40L72 39ZM75 38H76V40H77V37L75 36ZM110 38H112V39H110ZM131 38V39H130ZM140 38V39H139ZM145 38V40H146V42L145 41H143V39ZM149 38H151V39H149ZM171 38V39H170ZM173 38V39H172ZM192 38V39H191ZM199 38H201V39H199ZM214 38V39H213ZM223 38V39H222ZM224 38H226V39H224ZM242 38H245V44L243 43H241L240 41H244ZM255 38H256V40H255ZM31 39V40H30ZM32 39H33V41H34V39H35V41H34V43H33V41H32ZM110 39V41H107V40H109ZM126 39V40H125ZM178 39V40H177ZM189 39V41H184V40H188ZM212 39L214 40V41H212ZM218 39H219V44H218ZM240 39H242V40H240ZM250 40V41H247V40ZM252 39H254V43H253V40ZM75 39L74 40H72V42H70V41H68V44H65L64 46H65V48L63 49L64 51H65V49H66V53H67V51H69L70 49H73V47H75L76 46V44H74V42L76 41ZM122 40H124V41H122ZM165 40V41H164ZM172 42H170V41ZM181 42H180V41ZM190 40H194V41H190ZM195 40H197V41H199L198 43H196V41ZM52 41V40H51ZM131 41V42H130ZM135 41H137V42H135ZM143 41V42H142ZM148 41H150V43H152L153 42V44L151 45V46H149L150 45V43L148 42ZM159 41V42H158ZM214 42L215 43V41H216V43H215V45L214 44H212L211 42ZM229 43V45L232 43V45H234V46H232V48H231V51L233 50L234 51V53H233V51L231 52V51H229V49H228V44L226 43ZM232 41V42H231ZM35 42H37V43H35ZM70 42V43H69ZM99 42H101V41H99ZM125 42V43H124ZM139 42H142V43H140L139 45L141 46L143 43L144 44H146V46L145 45H142L141 47H144V49H142L141 47H139L140 48V50L138 49V47L137 46H139V45H137ZM155 42H157V44L155 43ZM169 42V43H168ZM175 42V43H174ZM185 42V43H184ZM188 42H189V44L192 46V48H191V46L190 45H188ZM192 42H194V46H193V43ZM202 42V43H201ZM257 42V43H256ZM76 43V42H75ZM132 43H133V45L135 46H133L132 45ZM203 43H204V45H203ZM224 43V44H223ZM226 43V44H225ZM240 43V44H239ZM253 43V44H252ZM257 45H256V44ZM7 44H9V43H7ZM7 44H5V46L3 47V49H1L0 48V68L2 69H7V68H9L10 66H12L14 63H16V64H18V62H22L23 60L20 58V56H18L19 55V53L17 52V50L15 49V48H13V47H11V45H7ZM32 44V45H31ZM50 44H52V47H51V45ZM54 44H56L57 45V42H55V43H49V44H47L46 46H48V48L44 45V49L42 50V48H40L41 50H39V51H35V52H32L31 54L32 55H29V57H27L24 61H25V63H24V61H23V63L24 64H27V63H29V64H27L26 65V67H27V69L29 68L30 69V67H31V69L29 70V71H31V72H33V70L35 71V69H37L38 67H40L41 66V63H42V66H44V67H46V64H48L47 62H45V61H43L42 59H40L42 56H43V53H47V51H50V49H52V48H54L55 47V45ZM116 44V43H115ZM157 46H156V45ZM172 44V45H171ZM181 44V45H180ZM186 44H187V46H186ZM199 46H198V45ZM206 44V45H205ZM218 44V45H217ZM250 44V45H249ZM252 44V45H251ZM11 47V48H13L12 50H9V48L7 47ZM67 45H70V46H72V47H70V46H67ZM73 45H75V46H73ZM110 45H112L111 43H110ZM163 45V46H162ZM168 45H169V47H168ZM176 45H177V47H176ZM185 45V46H184ZM196 45H197V47H196ZM202 45L204 46V48L202 47ZM213 45H214V47L216 48L217 46L219 47V46H221V48L219 47V49H218V47L216 48V50L213 48ZM217 45V46H216ZM225 45H226V47H225ZM238 45V46H237ZM240 45V46H239ZM258 45V46H259ZM95 46H98V47H95ZM101 46V47H100ZM147 46H149V48L147 47ZM156 46V47H155ZM159 46V47H158ZM166 46V47H165ZM182 46V47H181ZM183 46H184V48H183ZM228 46V47H227ZM237 46V47H236ZM243 46V47H242ZM246 46H248L246 49H245V47ZM5 47H7V48H5ZM50 47V48H49ZM68 47V48H67ZM158 47V48H157ZM165 49H164V48ZM190 47V48H189ZM193 47H196V49L194 50L193 49ZM202 47V48H201ZM205 47H206V50H205ZM249 47H250V49H249ZM254 47V48H255ZM10 48V49H11ZM95 48V49H94ZM97 48H98V50H97ZM134 48H136V49H134ZM151 48V49H150ZM155 48L156 49H158L157 51L155 50ZM183 48V49H182ZM185 48H187V49H185ZM207 48H208V51H207ZM211 48H213V49H211ZM226 48L228 49V51L226 50ZM237 50H236V49ZM240 48H242V49H240ZM243 48L245 49V50H247V52L244 50L243 51ZM132 49H134V51L132 50ZM160 49H163V52H161L160 51ZM169 49V50H168ZM176 50V51H173V50ZM201 50V52H202V55L204 54V52H203V50L205 51V52H208L209 54H210V57L208 56V53H206L207 54V56L206 55H203V58H202V56H201V58H202V60H205V61H207V62H204V61H199V60H201V58L198 60V57H197V54L199 55V54H201V53H199L198 52V50ZM203 49V50H202ZM221 49H223V50H225L226 52L224 53V51L223 50H221ZM243 52H241L240 50ZM7 50V51H6ZM46 50V51H45ZM73 50H75V48L73 49ZM72 50V51H73ZM92 50H94V51H92ZM142 50V51H141ZM152 50V51H151ZM171 50V51H170ZM187 50H188V52L189 53H186L187 52ZM196 51V53L195 52H192V51ZM236 50V51H235ZM248 50H250V51H248ZM253 50V49H252ZM5 51H6V54H5ZM12 53H11V52ZM96 51V52H95ZM141 51V52H140ZM145 53H144V52ZM182 51V52H181ZM184 51V52H183ZM191 51V52H190ZM213 51V52H212ZM216 53H215V52ZM220 53H219V52ZM221 51H223V52H221ZM237 51H239L238 52V54L239 55H237L236 53H237ZM69 52H71V50L69 51ZM153 52V53H152ZM155 52V53H154ZM157 52H158V54H159V52H160V57H162L163 56V59L165 60V64H164V62L162 63L161 61L163 60H161L159 57H157L156 58V56H159L158 54H157ZM170 52V53H172L171 54V57L174 59V61H173V59L171 58V61H172V63L170 62V58H169V56H170V53L168 54V53ZM179 52V53H178ZM181 52V53H180ZM14 53L16 54L15 56H14ZM42 55H41V54ZM95 53V54H94ZM133 53V54H132ZM163 53H167L166 55L168 56H166L165 57V54H163ZM183 53H185V54H183ZM191 53V54H190ZM196 54V55H194V54ZM219 53V54H218ZM223 53V54H222ZM229 54V55H227V54ZM231 53L233 54V55H231ZM241 53V54H240ZM244 53H246V54H244ZM248 53H250V54H248ZM10 54V55H9ZM18 54V55H17ZM34 54H35V56H34ZM92 54V55H91ZM94 54V55H93ZM134 54H135V57H134ZM144 54V55H143ZM163 54V55H162ZM174 54V55H173ZM192 56V55H194V56H190V55ZM222 54V55H221ZM237 56H236V55ZM244 54V56L245 55H247V56H245V57H241V55H243ZM4 55H6V56H4ZM39 55H41V56H39ZM162 55V56H161ZM180 55V56H179ZM187 55H189V57L191 58V60L189 59V57L187 56ZM214 55V56H213ZM216 55V56H215ZM219 55V56H218ZM226 55V56H225ZM235 55V56H234ZM248 55H251V56H248ZM8 56V57H7ZM12 56V57H11ZM33 56V57H32ZM133 56V57H132ZM174 56V57H173ZM180 58H179V57ZM181 56H183V57H181ZM232 56V57H231ZM241 57V59L239 60V61H237L236 59H237V57L238 58H240ZM32 57V58H31ZM35 57V58H34ZM39 57V58H38ZM139 57V56H138ZM156 59H155V58ZM177 57V58H176ZM196 57V58H195ZM216 57V59H213V58H215ZM219 57V58H218ZM231 57V58H230ZM234 57V58H233ZM251 57V58H250ZM254 58V62H260V63H257L256 65L258 66L259 64L261 65V64H263V66H261V68H258V67H260V65L258 66V67H256V65L254 64L253 65V63L254 62H251L252 60H253V58ZM11 58H13V59H11ZM17 58L19 59V60H17ZM61 58V59H60ZM63 55H62V57H59L58 56V58H57V56L54 58V59H52L51 61L53 62V63H51V61H50V63L51 64H57V63H60L59 61H62L63 60ZM83 59H84V57H82ZM169 61H167L166 59ZM208 58V59H207ZM213 59V60H210V59ZM222 58V59H221ZM226 58V59H225ZM233 58V59H232ZM244 58H246V59H248V61L246 60V59H244ZM33 59V60H32ZM36 59V60H35ZM37 59H38V62H37ZM83 59H81L79 62L80 63H82L83 61ZM187 59H189L188 61H187ZM194 59V60H193ZM225 63H223V62H218V61H221V60ZM230 59V62H232L231 63V66H229L230 64L228 63L229 60ZM244 59V60H243ZM250 59H252V60H250ZM2 60V61H1ZM41 60H42V62H41ZM155 61V64H154V61ZM159 60H161L160 62V64H159V62L158 61ZM163 60V61H164ZM176 60V61H175ZM182 60V61H181ZM184 60V61H183ZM186 60V61H185ZM225 60V61H224ZM233 60V61H232ZM243 60V61H242ZM256 60V61H255ZM11 61V62H10ZM14 63H13V62ZM27 61V62H26ZM158 62V64H157V62ZM177 61H179L178 63L182 66H180V68L178 67L179 66V64H177V63H175V62H177ZM211 61V62H210ZM226 61H227V63H226ZM241 61V62H240ZM245 61V62H244ZM248 63H247V62ZM146 64H145V63ZM175 64H174V63ZM184 62H187V63H184ZM199 62V63H198ZM209 62H210V64H209ZM215 62V63H214ZM239 62V63H238ZM8 63V64H7ZM35 63H36V65H35ZM46 63V64H45ZM100 63V62H99ZM149 63V64H148ZM189 63V64H188ZM202 63V64H201ZM244 63L246 64V66L244 65ZM252 64V65H248V64ZM102 63H100L99 65H101ZM157 64V65H156ZM171 64V65H170ZM173 64V65H172ZM207 64H209V65H207ZM224 64V65H223ZM242 64H243V66H242ZM32 65V66H31ZM122 65H123V69H122ZM151 67H150V66ZM168 65V66H167ZM172 67H170V66ZM187 65V66H186ZM213 65V66H212ZM221 65V66H220ZM225 65H226V68H225ZM233 65V66H232ZM8 66V67H7ZM35 66H36V68H35ZM42 66L40 67V69L42 68ZM125 66V67H124ZM162 66V67H161ZM174 66V67H173ZM175 66H177V69H176V67ZM184 66H185V68H184ZM217 66V67H216ZM224 66V67H223ZM235 66H236V68H235ZM241 66V67H240ZM249 66V67H248ZM252 66V67H251ZM34 67V68H33ZM146 67V68H145ZM150 67V68H149ZM154 67V68H153ZM211 67H214V69H212ZM220 67V68H219ZM222 67L224 68V70L222 69ZM234 69H233V68ZM243 67V68H242ZM141 68V69H140ZM143 68V69H142ZM151 68H152V70H151ZM156 68V69H155ZM173 68H174V70H173ZM182 68V69H181ZM192 70H190V69ZM198 68V69H197ZM217 68H219V69H217ZM231 68H232V70H231ZM238 68V69H237ZM246 68V69H245ZM248 68V69H247ZM250 68V69H249ZM253 68H254V70L256 69L257 71H254L253 70ZM33 69V70H32ZM39 69V68H38ZM171 69V70H170ZM180 69H181V71H180ZM189 71H191V72H189ZM207 69H209V70H207ZM225 69H227V70H225ZM252 69V70H251ZM260 69H262L261 70V72H260ZM148 70L150 71V72H148ZM156 70V71H155ZM159 70V71H158ZM179 70V71H178ZM186 70V71H185ZM211 70H213V71H211ZM216 70V71H215ZM218 70V71H217ZM242 70V71H241ZM177 71V72H176ZM184 71L186 72V73H188V75L187 74H185L184 73ZM188 71V72H187ZM208 71V73H206ZM219 71L221 72L220 73V75H219ZM225 71V72H224ZM231 71H233V73H231ZM241 71V72H240ZM248 71V72H247ZM252 71V72H251ZM51 72V73H50ZM50 72H47V73H45V74H43L42 75V79L43 80H45V78L46 79H48V77H50L51 78V76H52V71H50ZM164 72V73H163ZM171 72V73H170ZM175 72V73H174ZM197 73V76L199 77H197L198 79H196V75L194 74V73ZM203 72V73H202ZM213 72V73H212ZM218 72V73H217ZM253 73V74H259L258 75V77H256L255 75H250L251 73ZM255 72V73H254ZM162 73H163V75H162ZM168 73H170V74H168ZM177 73V74H176ZM178 73H180V74H178ZM191 73V74H190ZM202 73V74H201ZM206 73V74H205ZM212 73V74H211ZM217 73V74H216ZM228 75H227V74ZM246 75H245V74ZM247 73H248V75H249V77L247 76ZM48 74H49V76H48ZM51 74V75H50ZM174 74L176 75V76H178L177 78L175 77V79H174V77H172V76H174ZM195 76H194V75ZM214 74H216V76L214 75ZM231 74V75H230ZM232 74H233V76H232ZM237 74H239L238 76H237ZM241 74V75H240ZM242 74H244V76H245V78H244V76L242 75ZM263 74H264V72H263ZM165 75V76H164ZM182 75V76H181ZM203 75V76H202ZM207 77H211L210 79L209 78H207ZM211 75V76H210ZM214 75V76H213ZM217 75H219V76H217ZM230 75V76H229ZM180 76H181V79H180ZM192 78H191V77ZM200 76H202L201 78H200ZM223 76V77H222ZM228 76H229V78H228ZM247 76V77H246ZM251 76H253L252 78H251ZM259 76H261V77H259ZM65 77V76H64ZM63 76H61V78L59 79V81H57V83H56V85H57V87H62V89H64V87L66 86V84L68 85V80L69 79H67V77H65L64 78ZM152 77H150L151 79H153ZM189 77V80L188 79H186V78H188ZM195 77V78H194ZM203 77H206V78H204V79H202ZM222 77V78H221ZM227 77V78H226ZM233 77V78H232ZM236 77V78H235ZM255 77H256V79H255ZM21 78H22V80H21ZM27 78V76L25 77V76H22V77H19V78H17L16 80H15V82H17V80L19 81V84H18V82H17V84H13V85H16V87H12V88H10L11 87V85H9V84H6V86H7V88H6V86L5 85H1L2 86V88H1V86H0V105H1V103H3L4 101L6 102H4L3 103V105H8V107L7 106H1V108H3V109H5V110H0V111H4L3 112V114L5 115V114H11L12 113V111L13 112H15L16 110V108H21V105H22V107L24 108V103L25 104H27V97L30 95V94H32V93H30V92H28V93H30V94H27V95H25V98L23 97H20V96H17V98L15 97V98H13V96H14V94L16 93V90L18 89V88H22L23 86H25L27 83H28V78ZM132 79L133 81H131L130 79ZM167 78V79H166ZM169 78V79H168ZM196 79L195 80V82H197L196 84H195V82H193V85H192V80H194V79ZM214 78H215V80H216V82H215V80H214ZM218 78V79H217ZM220 78V79H219ZM225 78V80H223ZM243 78V79H242ZM250 78V79H249ZM261 79V80H259V79ZM64 79V80H63ZM127 79H129L128 80V82H127ZM127 79L124 81L125 82V84H130L129 86L131 87H133L134 85H133V83L135 84L136 83V79L134 80V78L133 77H127ZM150 79V80H151ZM162 79V80H161ZM174 79V80H173ZM178 79V80H177ZM191 79V80H190ZM205 79H208L207 80V82H206V80ZM213 79V80H212ZM241 79V80H240ZM244 79H245V81H244ZM249 79V80H248ZM251 79H252V81H251ZM253 79H255V80H253ZM158 80H157V82L156 83H158ZM199 80H201L200 82L201 83H199ZM211 80V81H210ZM257 80H259V81H257ZM20 81H22L21 83H20ZM64 81V82H63ZM166 81H168V82H166ZM177 81V82H176ZM188 81V82H187ZM209 81V82H208ZM226 81H227V84H226ZM246 81H248L247 83H246ZM61 82V83H60ZM167 83V84H165V83ZM176 82V84H174V83ZM180 82V83H179ZM185 82V83H184ZM220 82L222 83V84H220ZM233 82V83H232ZM238 82H239V84H238ZM254 82V83H253ZM263 82V83H262ZM63 83H64V85H63ZM169 83V84H168ZM188 85H187V84ZM207 83V84H206ZM257 83H259V84H257ZM60 84V85H59ZM63 86H62V85ZM114 84H115V86H114ZM113 85H111V86H113L114 88H112L111 86H110V88H108V89H106L107 91H113V89H115L116 88V86H117V84H118V82H116V83H114ZM159 84V83H158ZM173 84L177 87H175V86H173ZM189 84H191V85H189ZM197 84L199 85V86H197ZM204 84V85H203ZM205 84H206V86H205ZM212 84V85H211ZM232 84V85H231ZM235 84V85H234ZM255 84V85H254ZM263 84V86H261ZM196 85V87L198 88L199 87V89H194L195 87H193V86H195ZM208 85V86H207ZM220 85V86H219ZM223 85V86H222ZM246 85V86H245ZM253 85V86H252ZM4 86V87H3ZM9 86V87H8ZM173 86V87H172ZM179 86V87H178ZM182 86H185V87H182ZM187 86V87H186ZM190 86H192V87H189ZM218 86V87H217ZM260 86V87H259ZM156 87V86H155ZM181 87V88H180ZM202 88V90H201V88ZM234 87V88H233ZM254 87H258V88H254ZM112 88V89H111ZM179 88V89H178ZM184 88V90H185V92H184V90H182ZM190 89V90H188V89ZM191 88H193V89H191ZM213 88V89H212ZM247 88H249V90L247 89ZM252 88L254 89V91L252 90ZM10 89V90H9ZM110 89V90H109ZM156 89V90H155ZM211 89V90H210ZM259 89H261V90H259ZM176 90V91H175ZM191 90H193V91H191ZM201 90V91H200ZM214 90V91H213ZM248 92H247V91ZM3 91V92H2ZM15 91V92H14ZM179 91V92H178ZM184 93H183V92ZM187 91H189V92H187ZM197 91V92H196ZM263 91V92H262ZM38 92H40V93H38V94H40V95H36L37 96V98L40 96L41 97V95H43V97H44V92H41V91H38ZM102 92V91H101ZM263 93V94H261V93ZM5 93V94H4ZM13 93V94H12ZM43 93V94H42ZM95 93H100V91H97V88L95 89ZM182 93V94H181ZM188 93V94H187ZM250 93V94H249ZM252 93V94H251ZM155 94H153V90L149 93V96H152L151 98H154L155 97ZM16 95V94H15ZM186 95H187V98H185L186 97ZM242 95V96H241ZM263 95V96H262ZM9 96V97H8ZM185 96V97H184ZM260 96H262V97H260ZM39 97V99H41ZM42 97V98H43ZM3 98V99H2ZM10 98H13V100L12 101H10ZM242 98V99H241ZM5 99V100H4ZM20 99H22L21 101H19ZM184 99V100H183ZM186 99V100H185ZM9 101V104H7V102ZM17 100V101H16ZM25 100V101H24ZM42 100V99H41ZM85 100V98H83V101H82V104H84L83 102H85L84 101ZM242 100V101H241ZM1 101H3V102H1ZM183 101H185V102H183ZM11 102H13V104L11 103ZM23 102V103H22ZM255 102V103H254ZM42 107H43V100H42ZM186 103V104H185ZM241 103V104H240ZM250 103V104H249ZM260 103V104H259ZM15 104V105H14ZM20 104V105H19ZM193 104V105H192ZM195 104V105H194ZM233 104H234V106H233ZM253 104V105H252ZM256 104V105H255ZM257 105H258V107H257ZM187 106V107H186ZM189 106H190V108H189ZM193 106H195V107H193ZM230 106V107H229ZM233 106V107H232ZM237 106H239V108L237 107ZM262 106V107H261ZM7 107V108H6ZM26 107V106H25ZM257 107V108H256ZM187 108H189V110L187 109ZM251 108H254V109H251ZM197 109V110H196ZM199 109V110H198ZM261 109V110H260ZM188 110V111H187ZM193 110H196L197 112H195V111H193ZM237 110V111H236ZM250 110H252V111H250ZM258 112H256V111ZM259 110V111H258ZM71 111H73V110H71ZM70 111V112H71ZM200 113H199V112ZM234 111H236V112H234ZM8 112V113H7ZM11 112V113H10ZM66 113L67 115L66 116H71L73 113H74V111L73 112H71V113ZM191 112H192V114H191ZM215 112H216V114H215ZM255 112H256V114H255ZM263 112V113H262ZM1 113V112H0ZM235 113V114H234ZM255 115H254V114ZM2 113H1V115L0 116H2L3 115ZM210 116H208V115ZM211 114V115H210ZM219 114H221V115H219ZM244 114V115H243ZM258 114V115H257ZM3 115V116H4ZM21 115V114H20ZM20 115H18V116H16L17 117V120L19 121V123H20V121L21 120H23V122H24V120H27L26 119V117H22V115L20 116ZM189 117H187V116ZM190 115V116H189ZM195 115V116H194ZM199 115V116H198ZM216 115V116H215ZM217 115H218V117H217ZM237 115V116H236ZM246 115V116H245ZM257 115V116H256ZM261 115V116H260ZM94 116H96V117H94ZM201 116H202V118H201ZM243 116V117H242ZM245 116V117H244ZM248 116V117H247ZM191 117V118H190ZM196 117H199V118H196ZM213 117V118H212ZM239 117V118H238ZM251 117V118H250ZM253 117H254V119H253ZM258 119H257V118ZM262 117H263V120H262ZM1 118V117H0ZM23 118V119H22ZM205 118H207V119H205ZM215 118H216V121H215ZM224 118V119H223ZM228 118V119H227ZM232 118H234V119H232ZM248 118V119H247ZM259 118H261V119H259ZM19 119H21V120H19ZM92 119V120H91ZM186 119V120H185ZM190 119H192V120H190ZM195 119H196V121H195ZM203 121H202V120ZM210 119H213V123H215V125L212 123V122H210L211 120ZM89 120V121H88ZM117 120H118V122L121 124H119V123H117ZM198 120V121H197ZM200 120V121H199ZM205 120V121H204ZM210 120V121H209ZM217 120H219V122H217ZM223 120V121H222ZM224 120H226V121H224ZM227 120H228V122L230 123V125H229V123L227 122ZM233 120H234V122H233ZM258 120V121H257ZM262 120V121H261ZM0 121H1V119H0ZM85 121V122H84ZM94 121V122H93ZM192 121H194V122H192ZM203 123H202V122ZM215 121V122H214ZM222 121V122H221ZM238 121V122H237ZM257 121V122H256ZM88 122V123H87ZM98 122V123H97ZM184 122V123H183ZM196 122V123H195ZM200 122V123H199ZM205 122V123H204ZM208 122V123H207ZM224 122V123H223ZM231 122H233V123H231ZM58 123V124H57ZM87 123V124H86ZM115 125H114V124ZM187 123V124H186ZM207 123V124H206ZM218 123H220V124H218ZM223 123V124H222ZM227 123V124H226ZM261 123H263V124H261ZM2 124V125H1ZM21 124V123H20ZM51 124V125H50ZM53 124H56V125H53ZM86 124V125H85ZM89 124V125H88ZM94 126H93V125ZM102 125V130L100 131V133H98V134H89V132H90V129H93V127H96L97 125ZM111 124H113V126L111 125ZM123 124V125H124ZM202 124H205L204 126L202 125ZM217 124V125H216ZM257 124V125H256ZM3 125H5V127H3ZM32 125V126H31ZM60 125V124H59ZM85 125V126H84ZM90 125H92V127L90 126ZM119 125H120V127H123L124 129H125V131H121L120 129H123V128H120L119 127ZM184 125V126H183ZM220 125H221V127H220ZM226 125V126H225ZM248 125V126H247ZM251 125H252V127H251ZM56 126H57V128H56ZM90 128H88V127ZM103 126H105L104 128H103ZM194 126V127H195ZM229 126V127H228ZM232 126V127H231ZM238 126V127H237ZM260 126V127H259ZM263 128H262V127ZM31 127V128H30ZM226 127H227V129H226ZM231 127V128H230ZM241 127H243V128H241ZM244 127H246V128H244ZM30 128V129H29ZM48 128V129H47ZM53 128V130L52 131H50V129H52ZM59 128V129H58ZM106 128H108V129H106ZM120 128V129H119ZM221 128V129H220ZM230 128V129H229ZM238 128H239V130H238ZM261 128V129H260ZM25 129V130H24ZM31 129H33V130H31ZM57 129L59 130V131H57ZM75 129V130H74ZM82 128H80V130H81ZM158 129V130H157ZM180 129V128H179ZM225 129V130H224ZM232 129H234V130H232ZM237 129V130H236ZM246 129V130H245ZM4 130L7 132H5V133H3L4 132ZM27 130H28V132H27ZM68 130V131H67ZM71 130V132H69ZM87 130H88V132H87ZM155 130H156V132H155ZM165 130V131H164ZM213 131H215L216 132V130H214V129H212ZM63 131H65V132H63ZM165 133H163V132ZM195 131V132H194ZM196 131H198L197 133H196ZM224 131V132H223ZM232 131V132H231ZM235 131V132H234ZM240 131V132H239ZM242 131V132H241ZM58 132V134H56ZM68 132V133H67ZM104 132V133H103ZM107 132L109 133V134H107ZM119 132H122V134H119ZM154 132V133H153ZM225 132H226V134H225ZM229 132V133H228ZM45 133V134H44ZM123 133H125V134H123ZM127 133V134H126ZM160 133H161V135H160ZM163 133V134H162ZM243 133V134H242ZM260 133V134H259ZM5 134V135H4ZM43 134H44V137H43ZM62 134V135H61ZM105 134H107V135H105ZM152 134V135H151ZM230 134V135H229ZM262 134H263V136H262ZM57 135H59V136H57ZM100 135V136H99ZM104 135V136H103ZM152 137H150V136ZM212 135V132H210L209 134H208V136H211ZM7 136H9V137H7ZM55 136H56V138H55ZM88 138H87V137ZM93 136V137H92ZM124 136H127L126 138H124ZM146 136V137H145ZM156 136V137H155ZM158 136V137H157ZM165 139H163L162 137ZM180 136V137H179ZM228 136V137H227ZM256 136V137H255ZM5 137H6V139H5ZM23 139H22V138ZM52 138L51 140L50 139H48V138ZM64 139H63V138ZM91 137V138H90ZM150 137V138H149ZM176 137V138H177ZM8 138V139H7ZM13 138V139H12ZM39 138V139H38ZM94 138V139H93ZM101 140H100V139ZM153 138H154V140H153ZM161 138V139H160ZM228 138V139H227ZM244 138V139H243ZM262 138V139H261ZM40 139H42V140H40ZM60 139V140H59ZM91 139V140H90ZM96 139V140H95ZM99 139V140H98ZM125 141H124V140ZM148 139H149V141H148ZM152 139V140H151ZM163 139V140H162ZM196 141H195V140ZM261 139V140H260ZM13 142H12V141ZM47 140H49V141H47ZM53 140V141H52ZM66 140V141H65ZM106 140V139H105ZM119 140H120V142H119ZM168 142H167V141ZM195 141V143H193V141ZM232 140V141H231ZM256 140V141H255ZM38 143H37V142ZM43 141V143H41ZM86 141V142H85ZM90 141V142H89ZM94 141H95V143H94ZM97 141V142H96ZM122 141H124L123 143H121ZM143 141V142H142ZM161 141H163V142H161ZM165 141H166V143H165ZM228 141H229V143H228ZM242 141V142H241ZM7 142V143H6ZM29 142H31V143H29ZM34 142H36V143H34ZM46 142L48 143V144H50L49 146L46 144ZM55 142H57V144L55 143ZM63 144H62V143ZM89 142V143H88ZM101 142V143H102ZM142 142V143H141ZM147 142V143H146ZM176 142V143H175ZM4 145H3V144ZM6 143V144H5ZM12 143V144H11ZM23 143H24V145H23ZM26 143H27V145H26ZM33 143H34V145H33ZM46 145H45V144ZM88 145H86V144ZM117 143V144H116ZM119 143V144H118ZM121 143V144H120ZM126 143V144H125ZM145 143V144H144ZM164 143V144H163ZM169 143L171 144V145H169ZM174 143H175V148H176V152H174L172 149L174 148V147H172L173 145H174ZM233 143H236L235 145H237V147L235 146V145H233ZM242 145H240V144ZM254 143H255V146H254ZM258 143V144H257ZM55 146V145H57L58 146V144H59V146L58 147H56L55 146V148H56V150H57V152L55 151V150H53V152L55 151V153L53 154V156H52V152L50 153V157H48V154L47 155H45V153H44V155H42V153L43 152H45V150L47 149V148H45V147H47L48 146V149L50 150V151H52L51 150V148L53 147V145ZM61 144V145H60ZM126 147H124L123 145ZM129 145V147H128V145ZM191 144V145H190ZM204 144H205V142H204ZM234 147H236L235 149L233 148V147H231L232 149H230V146L231 145ZM84 145V147H82ZM95 145H93V146H95ZM112 145V147L113 148H110V146ZM119 145V146H118ZM143 145V146H142ZM153 145V146H154ZM162 145V146H161ZM163 145H165V146H163ZM228 145H229V147H228ZM244 145H245V147H244ZM262 145V146H261ZM32 146H34L33 148H34V150H33V148H32ZM44 146V147H43ZM60 146H63V148H61ZM71 146V147H70ZM118 146V147H117ZM124 147V151H122L121 149ZM141 146H142V148H141ZM156 146H154V148H156ZM172 147V149H171V147ZM241 147L242 149H240V148H238V147ZM248 146V147H247ZM250 146L252 147V148H250ZM254 146V147H253ZM19 147H21V148H19ZM27 147V149H28V151H27V149H25ZM39 147L41 148L40 150H39ZM70 147V148H69ZM78 147V148H77ZM117 147V148H116ZM121 149H120V148ZM161 147V148H160ZM166 147H168V148H166ZM170 147V148H169ZM262 147V148H261ZM14 148V149H13ZM43 148V149H42ZM54 148V147H53ZM52 148V149H53ZM58 148H60L59 150H58ZM71 148H73L72 150H70ZM84 148H86V149H84ZM107 148H109V149H107ZM129 148V149H128ZM204 148H206L205 147V145L203 146V149ZM10 149V150H9ZM16 149V150H15ZM18 149V150H17ZM22 149V150H21ZM37 149V150H36ZM47 149V150H48ZM69 149V150H68ZM75 149V150H74ZM82 149H84V150H82ZM107 149V150H106ZM112 149V150H111ZM114 149V150H113ZM166 149V150H165ZM167 149H171L170 151L169 150H167ZM190 149V150H189ZM236 149H239V150H236ZM23 150H25L26 151V153H25V151H23ZM35 150H36V152L37 153H35ZM46 150V151H47ZM49 150H48V152H49ZM61 150H62V152H61ZM67 150H68V152H70V154L67 152ZM119 150V151H118ZM127 150V151H126ZM131 150H133V152L131 151ZM156 150V149H155ZM205 150V149H204ZM244 152H243V151ZM251 150V151H250ZM5 153H4V152ZM8 151V152H7ZM24 153H23V152ZM33 151V152H32ZM65 151V153L67 154V156H66V154L65 153H63ZM84 151V152H83ZM101 151V152H100ZM104 151H105V153H104ZM111 151H112V154L115 156H113L112 154H111ZM118 151V152H117ZM122 151V152H121ZM156 151V152H157ZM169 152V153H167V152ZM180 152V154H179V152ZM187 151V152H186ZM202 151V150H201ZM233 151V152H232ZM237 151V152H236ZM247 151V152H246ZM263 151V152H262ZM13 152H15V153H13ZM82 152V153H81ZM113 152H115V154L113 153ZM120 152V153H119ZM129 152V153H128ZM174 152V153H173ZM184 152V153H183ZM191 154H189V153ZM234 152H236L235 154H234ZM251 152V153H250ZM11 153V154H10ZM22 153V154H21ZM41 154L43 157H45V159H40V158H36L38 155L37 154ZM178 154L179 156H177L176 154ZM205 153V152H204ZM231 153V154H230ZM245 153V154H244ZM6 154V155H5ZM19 155L18 157H17V155ZM27 154V155H28ZM36 154V155H35ZM59 154V155H58ZM62 154V155H61ZM103 154L104 155H106L105 157L103 156ZM139 154V155H138ZM138 154H136V155H134V157L132 158H130V161H128L127 162V160L126 161H119V162H115L116 164H115V166L117 165V164H121L120 165V167L121 168H119V165H117L118 166V169L120 170V169H122V167L124 168V167H126L125 169H129L128 168V166L129 167H135L136 165L135 164H137V166H139V164L140 165H143V166H145V165H147V164H151V163H153V159H155L154 157H153V155H150L149 154V156L148 155H146L147 157H145V156H142V155H145V154H141V153H138ZM184 154V155H183ZM187 154V155H186ZM202 154H203V152H202ZM228 156H227V155ZM239 154L240 155H243V156H239ZM260 154V155H259ZM41 155L40 156H38V157H41ZM58 155V156H57ZM77 155L75 156V157H77ZM117 155V156H116ZM170 155V156H169ZM189 155V156H188ZM233 155H234V159H233ZM6 156V157H5ZM13 156V157H12ZM36 156V157H35ZM48 158H47V157ZM103 156V157H102ZM166 156V157H165ZM202 156V155H201ZM221 156V155H220ZM229 157V159L231 160V165L233 166H235V167H233V168H231L232 166L230 165V167L227 169V171H226V174H223V175H221V174H219V172H220V168H221V163H223V161L226 159H228L227 157ZM237 156V159L235 158ZM22 157V158H23ZM33 159L32 161L30 160L31 158ZM56 157V158H55ZM64 157V158H63ZM107 157V158H106ZM149 157V158H148ZM181 157V158H180ZM189 157V158H190ZM203 157H205L204 156V154H203ZM203 157L200 159V161L199 160H197V165L198 166H204V164L206 165V160L208 161V163L209 162H211L212 160L210 159L211 158V156H209L208 155V158H207V155H206V157H205V159L206 160H204L203 159ZM232 157V158H231ZM239 157V158H238ZM19 158H18V161H19ZM42 158V157H41ZM67 158V160L65 161V159ZM144 158H145V160H147V161H145L144 160ZM241 158V159H240ZM54 159V160H53ZM63 159V160H62ZM75 159H77V158H75ZM135 159V160H134ZM142 159H143V163H142ZM151 159V160H150ZM203 159V160H202ZM222 159V160H221ZM12 160H10V161H12ZM30 160V161H29ZM35 160V161H36ZM43 160H45V161H43ZM57 160V161H56ZM93 158H91L90 160H89V158L87 159V162L86 163H88L89 162V165L87 164V169L88 170H90V171H93L94 170V173H96L97 172V169L98 170H101L102 169V166H100V165H97V163H99V161H100V159H99V161L98 160H94ZM138 160V161H137ZM140 160V161H139ZM220 160H221V162H220ZM234 162H233V161ZM238 160V161H237ZM241 160H243V161H241ZM246 160V161H245ZM5 161V160H4ZM12 161V162H13ZM58 161L60 162L59 164H58ZM71 161V162H70ZM135 161V162H134ZM145 161V162H144ZM177 161V162H178ZM202 161V162H201ZM204 161V162H203ZM47 162V163H46ZM66 162H68L67 164H66ZM95 162V163H94ZM121 162V163H120ZM130 162V163H129ZM139 162V163H138ZM219 162V163H218ZM249 162V163H248ZM2 163H4V162H2ZM42 163V164H41ZM44 163V164H43ZM46 163V164H45ZM70 163V164H69ZM123 163V164H122ZM233 163V164H232ZM242 165H241V164ZM252 163V164H251ZM261 163H262V165H261ZM34 164H35V162H34ZM49 164H50V162H49ZM52 164V163H51ZM127 164V165H126ZM154 164V163H153ZM237 164V165H236ZM250 164H251V166H250ZM26 165V164H25ZM24 165V166H25ZM36 165H34V166H36ZM68 165V167H66ZM71 165V166H70ZM135 165V166H134ZM220 165V166H219ZM239 165V166H238ZM241 165V166H240ZM258 167H257V166ZM1 166V165H0ZM30 166V164L29 165H27V168ZM99 166H100V168H99ZM116 166V167H117ZM150 166V165H149ZM151 166H152V164H151ZM215 166H216V168H215ZM237 166V167H236ZM243 166V167H242ZM260 166H261V169H260ZM11 167V166H10ZM26 167V166H25ZM25 167H23V165H22V168L23 169H27V168H25ZM32 167V166H31ZM31 167H29V169L31 168ZM67 169H66V168ZM91 167V168H90ZM115 167V168H116ZM131 167V168H132ZM140 167V166H139ZM218 167V168H217ZM263 167V168H262ZM4 169L5 168V166L4 167H1V169ZM22 168H18V170H21ZM94 168H96V169H94ZM256 168V169H255ZM258 168V169H257ZM2 169V170H3ZM22 169V170H23ZM29 169H27L26 171H28ZM69 169V170H68ZM91 169H93V170H91ZM218 169V170H217ZM236 169H238L237 171H236ZM2 170H0L1 172H2ZM30 170H33V168H31ZM37 170V168L35 167L34 168V170L33 171H36ZM118 170V171H119ZM123 171H124V169H122ZM121 170V171H122ZM217 170V171H216ZM232 170V171H231ZM254 170V171H253ZM7 171V173H8V170H7V168H5L4 169V172H6ZM25 171V172H26ZM43 171V170H42ZM41 171V172H42ZM177 171V172H176ZM219 171V172H218ZM244 171H245V174H244ZM28 172H30V171H28ZM36 172H39L40 174H41V172L38 170V171H36ZM54 172V171H53ZM228 172V173H227ZM237 172V173H236ZM19 174H18V176L16 175L15 176V178H17L16 180L14 179V182L13 181H9L10 183H6L5 184V182L3 183V182H0V185H2V186H0L1 187V189H2V187L4 188V187H6V189L8 188L9 190H11L12 189V191L13 190H17V189H14V188H16L17 187V182H18V187H19V180H18V177L19 178H22L25 174L24 173H22V171H20V172H18ZM23 175H22V174ZM33 173V172H32ZM39 173H34V174H38L39 175ZM98 173V172H97ZM96 173V174H97ZM150 174H152L151 172H149ZM230 173V174H229ZM243 174V175H241V174ZM247 173V174H246ZM2 174V173H1ZM1 174H0V176H1ZM20 174L22 175V176H20ZM34 174H32V175H34ZM51 174V173H50ZM55 175H56V173H54ZM54 174H52L53 175V178L55 177L54 176ZM150 174H148L145 178H144V180H147V179H149V177H151L150 176ZM189 174V175H188ZM240 174V175H239ZM4 175V177H5V174H3ZM28 175H31V172L30 173H28ZM36 175H34V176H36ZM51 175V176H52ZM181 175V176H180ZM217 175H221L222 177H220L219 178V176H217ZM237 175V176H236ZM248 175V176H247ZM7 176V175H6ZM51 176H48V179H47V177L45 178L46 180H44V181H46V182H42V183H45L47 186L48 185H50V184H48V182L49 183H51V181H53V180H51L52 179V177ZM149 176V177H148ZM184 176V177H183ZM223 176L225 177V178H223ZM3 176H1V178H2ZM37 177V176H36ZM36 177H31L30 176V178L28 179L29 181H33L32 183H29V182H27L28 184V186L27 185H25V187H23V189H25L28 193L30 192V191H32V187L28 190V188H29V184H30V186H34L35 188L36 187H41V186H43V187H45L46 185L45 184H42L41 183V185H36L37 183H35V181H37V179L39 178V177H37V179L36 180H34ZM51 177V178H50ZM75 177V176H74ZM73 177V179H71V182L72 183H79V181L82 179H79V177L80 176H76L75 178ZM187 177H189V178H187ZM237 177V178H236ZM246 177V178H245ZM249 177V178H248ZM31 178H33V179H31ZM50 178V179H49ZM184 178V179H183ZM223 178V179H222ZM241 178H243V179H241ZM31 179V180H30ZM182 179V180H181ZM186 179H187V181H186ZM226 179V180H225ZM263 179V180H262ZM51 180V181H50ZM176 180V181H175ZM180 180V181H179ZM220 180H225V182L223 181H220ZM231 182H230V181ZM233 180V181H232ZM243 182H242V181ZM1 181V180H0ZM2 181H4V179H2ZM81 181H83V182H85L84 180H81ZM80 181V183H82ZM263 181V182H262ZM204 181H199V183L197 184V185H195V194H199V192H200V190H202V189H204L206 186H204V183H203ZM220 182H221V184H220ZM228 182V183H227ZM237 182V184H235ZM245 182V183H244ZM13 184V186H12V184ZM174 183V184H173ZM175 183H177V185L175 184ZM179 183V184H178ZM181 183V184H180ZM244 183V184H243ZM254 183V184H253ZM263 183V184H262ZM9 184H11L10 186H9ZM16 185V187H15V185ZM32 184V185H31ZM35 184V185H34ZM116 184V183H115ZM220 184V185H219ZM235 184V185H234ZM259 184V185H258ZM4 185V186H3ZM7 185V186H6ZM113 185V186H112ZM173 187H172V186ZM176 185V186H175ZM206 185V184H205ZM254 185V186H253ZM46 186V187H47ZM99 186V187H98ZM109 186L110 187H112V189L114 188V187H116V185L114 186V183L112 182L111 184H109ZM108 186V188H107V190L110 188ZM203 186H204V188H203ZM216 186V187H217ZM223 186V187H222ZM227 186V187H226ZM230 186H232V187H230ZM245 186V187H244ZM250 186V187H249ZM43 187H41V190H43V189H46V188H43ZM96 187H97V189H96ZM244 187V188H243ZM258 187V188H257ZM34 188V189H35ZM43 188V189H42ZM173 188V189H172ZM197 188H198V190H197ZM200 188V189H199ZM236 188V189H235ZM241 188V189H240ZM246 188V189H245ZM251 188V189H250ZM150 189H152V190H150ZM248 189V190H247ZM40 190V188H39V190H38V188H37V191H39L40 192V194L43 192H45V191H41ZM110 191H112L111 190V188L109 189ZM108 190V191H109ZM150 190V191H149ZM177 193H175L174 191ZM233 190V191H232ZM250 190V191H249ZM1 191V190H0ZM11 191V192H12ZM24 191V190H23ZM26 191H24V193L26 192ZM169 191V192H168ZM172 191H173V193H172ZM203 191V190H202ZM14 192V191H13ZM152 192V193H151ZM155 194H154V193ZM231 192H232V194H231ZM235 192V193H234ZM237 192V193H236ZM24 193H22V195L20 196V198H21V200H23L22 198H23V196H26ZM150 193V194H149ZM174 194V195H170V194ZM206 193V194H205ZM260 193V194H259ZM262 193V194H261ZM24 194V195H23ZM145 195H146V197H145ZM164 197H163V196ZM228 195H230V196H228ZM236 195V196H235ZM259 195V196H258ZM262 195V196H261ZM95 196V195H94ZM153 196V197H152ZM155 196V197H154ZM162 196V197H161ZM208 196H211V197H208ZM228 196V197H227ZM91 197V198H90ZM93 197V198H92ZM118 197H120V199L118 198ZM152 197V198H151ZM174 197L176 198V199H174ZM208 197V198H207ZM232 197H233V199H232ZM236 197H240L239 199L240 200H238V199H236ZM259 197V198H258ZM261 197V198H260ZM20 198H19V200H20ZM89 198V199H88ZM145 198V199H144ZM162 198V199H161ZM166 198V199H165ZM171 200H170V199ZM206 198V199H205ZM227 198V199H226ZM117 199V200H116ZM122 199V200H123ZM147 199V200H146ZM164 199V200H163ZM232 199V200H231ZM243 201H242V200ZM254 199V200H253ZM20 200V201H21ZM81 200H83L84 201V203H82L81 202ZM142 200V201H141ZM170 200V201H169ZM173 200V201H172ZM206 200V201H205ZM236 200V201H235ZM247 200V201H246ZM251 202H250V201ZM261 200V201H260ZM93 201V202H92ZM101 201V202H100ZM116 201V202H115ZM149 201V200H148ZM160 201V202H159ZM161 201H163V202H161ZM171 201H172V203H171ZM231 201V202H230ZM233 201V202H232ZM237 201H239V202H237ZM257 201V202H256ZM258 201H260L259 203H258ZM86 202V203H85ZM92 202V204H90ZM95 202V203H94ZM108 204H107V203ZM115 202V203H114ZM143 204H142V203ZM159 202V203H158ZM168 202V203H167ZM177 202V203H176ZM208 202V203H207ZM248 202H249V204H248ZM254 202V203H253ZM89 203V204H88ZM97 203V204H96ZM101 203V204H100ZM161 203V204H160ZM169 203H171L173 206H171V204L169 205ZM175 204V206H174V204ZM237 203V207H235L237 210H236V212L232 209V205H234V204H236ZM242 203V204H241ZM255 203H258V205L257 204H255ZM0 204H1V201H0ZM80 204V205H79ZM98 204H99V206H98ZM104 204H105V207H104ZM136 204V205H135ZM141 204V207L139 206V205ZM166 204V205H165ZM185 203H183V205H184ZM246 204H248V205H246ZM107 205V206H106ZM114 205V206H113ZM170 207V208H172V207H177V206H179L178 208H176V209H179V210H177L176 212H174V211H171V210H166L167 209V207L168 206ZM239 205V206H238ZM56 206V205H55ZM54 206V207H55ZM91 206V207H90ZM94 206V207H93ZM165 206V207H164ZM250 206H252V207H250ZM257 206V207H256ZM81 207V206H80ZM98 207V208H97ZM100 207V208H99ZM136 207V208H135ZM156 207V208H155ZM164 207V208H163ZM238 207H239V209H238ZM248 207V208H247ZM249 207H250V209L251 208H253V210H252V214L254 215V218L253 217H250L248 220L251 222H249V223H247L248 222V220L246 221L245 220V218H244V212L245 211H247V210H245L244 212H243V210L244 209H249ZM256 207V208H255ZM93 208V209H92ZM95 208V209H94ZM103 208V209H102ZM139 208V209H138ZM160 208H163V209H161L160 210ZM233 210V212H235L236 213V215H235V213L233 214L232 213V215L233 216H231V218L228 220V221H226V222H222V223H220V220H221V218H218L219 216L220 217H222L224 214H223V212L225 213V212H227L226 210H228V211H230L231 209ZM262 210H261V209ZM28 209V208H27ZM25 210V212H26V214L28 213V210ZM90 209H92V210H90ZM99 211H98V210ZM140 209L142 210V211H140ZM151 209H153V211H154V213H153V211L151 210ZM158 209H159V211H158ZM225 209V210H224ZM249 209V210H250ZM258 209H260V210H258ZM90 210V211H89ZM132 210H133V212H132ZM166 210V211H165ZM185 210V211H184ZM223 210V211H222ZM231 210V211H232ZM138 211V212H137ZM157 211V212H156ZM164 211H165V213H164ZM179 211H181L180 213H179ZM184 213H183V212ZM89 213V215H88V213ZM92 212V213H91ZM124 211H122L121 213H120V221H122V219H124V218H127V216L129 215L127 212H126V210H125V212H126V214L125 213H123ZM135 212V213H134ZM169 212H172L171 213V215L169 214ZM190 212V213H189ZM200 212H201V214H200ZM204 212H207V213H205V215H204ZM241 212V213H240ZM243 212V213H242ZM255 212V213H254ZM257 212V213H256ZM262 212V213H261ZM82 213V214H81ZM86 213V214H85ZM123 213V214H122ZM175 215H174V214ZM198 213V214H197ZM259 213V214H258ZM25 214V213H24ZM74 214V213H73ZM72 214V215H73ZM122 214V215H121ZM132 214H130L129 216H131V217H133V215ZM140 214V215H139ZM156 214V215H155ZM161 214H163V215H161ZM166 216H165V215ZM174 216H173V215ZM179 214V215H178ZM182 214V215H181ZM185 214V215H184ZM188 214V215H187ZM211 214V215H210ZM221 214H222V216H221ZM242 214V215H241ZM256 214V215H255ZM93 215V217H91ZM95 215V216H94ZM137 215V216H136ZM200 215V216H199ZM202 215L204 216L203 218H202ZM259 216V218H258V216ZM79 216V217H78ZM90 216V217H89ZM123 216V217H122ZM128 216V217H129ZM157 216V217H156ZM163 216H164V218H163ZM179 217V221L177 220L178 219V217ZM198 216V217H197ZM208 216V217H207ZM211 216V217H210ZM213 216H214V218H213ZM70 217H72V216H70ZM166 217V218H165ZM201 217V218H200ZM93 218V219H92ZM157 218V219H156ZM162 218V219H161ZM170 218V219H169ZM176 218V219H175ZM216 219V220H213V219ZM243 218V219H242ZM252 218V219H251ZM92 219V220H91ZM106 219V220H105ZM111 219V220H110ZM128 219V218H127ZM198 219H200V220H198ZM247 219V218H246ZM251 219V220H250ZM256 219V220H255ZM108 220H110V221H108ZM159 220H161V221H159ZM176 222H175V221ZM191 220V221H190ZM193 220V221H192ZM196 220V221H195ZM202 220V221H201ZM209 220V221H208ZM213 220V221H212ZM255 220V221H254ZM260 220V221H259ZM126 221V219L125 220H123L122 222L124 223ZM218 223H220L219 225L216 223V222ZM42 221H39L38 222V225H40L39 223H41ZM54 222H56V220L55 219H52V220H50L48 223H51V224H48V223H46L45 222V224L46 225H48V226H50L49 228L50 229H52L54 232H51V234H52V236H53V233L55 234L56 232V234L53 236L54 238H56L58 235H59V237L58 238H62V237H64L65 235H68V234H65V230L64 229H57L56 227H54L55 225V223ZM100 224H99V223ZM105 222V223H104ZM108 222V223H107ZM113 222V223H112ZM127 222V221H126ZM205 222V223H204ZM214 222V223H213ZM245 222V223H244ZM21 223V224H20ZM17 222L16 223V225L17 226H19V228H22L23 226H24V224L22 223V222ZM101 223H102V225H101ZM104 223V224H103ZM123 223H121V226H122V224ZM169 223V224H168ZM172 223V224H171ZM183 223V224H182ZM187 223V224H186ZM189 223V224H188ZM204 223V224H203ZM224 223V224H223ZM11 224V223H10ZM21 225V227H20V225ZM22 224H23V226H22ZM42 224V223H41ZM44 224V223H43ZM42 224V225H43ZM174 224H175V226L176 227H174ZM193 224L195 225V226H193ZM212 224V225H211ZM258 224V223H257ZM6 225V224H5ZM12 225H15V224H13L12 223ZM11 225V226H12ZM54 225V226H53ZM106 225V226H105ZM149 225V226H148ZM153 225H155V224H153ZM163 225V226H162ZM166 225V226H165ZM170 226V228H169V226ZM181 225V226H180ZM182 225H185L184 227L182 226ZM216 226V228H215V226ZM219 227H218V226ZM224 225V226H223ZM249 225H251V226H249ZM11 226H9V223L7 224V227H11ZM52 226V227H51ZM90 226V227H89ZM178 226V227H177ZM226 226V227H225ZM254 226H256V224H254ZM13 227V226H12ZM16 227V226H15ZM39 227L40 226H38V228H37V226L34 228V229H32V230H30V232L28 233L29 235H30V237H31V235H32V237H37V239H39L40 238V235L39 234H37V233H40V230H39ZM174 227V228H173ZM179 227H180V229H179ZM182 227V228H181ZM194 229H193V228ZM242 227H243V229H242ZM252 227V228H251ZM54 228V229H53ZM147 228V229H146ZM190 228V229H189ZM202 228V229H201ZM203 228H205V230L203 229ZM219 228V229H218ZM61 233V235H60V233H58V231ZM79 229V228H78ZM179 231H178V230ZM202 230V232H201V230ZM218 229V230H217ZM224 229V230H225ZM34 230V231H33ZM38 230V231H37ZM56 230V231H55ZM139 230V231H138ZM217 232H216V231ZM254 230H255V232H254ZM64 231V232H63ZM88 231H90V232H88ZM136 231H138L137 233H136ZM178 231V232H177ZM189 231V232H188ZM198 231V232H197ZM220 231V232H219ZM33 232H34V234H33ZM36 232V233H35ZM87 232V233H86ZM121 232V231H120ZM141 232V233H140ZM158 232H162V235L160 234V233H158ZM193 232V233H192ZM252 232V233H251ZM83 233V234H82ZM86 233V234H85ZM90 233V234H89ZM113 233V234H112ZM122 235L121 237L118 235ZM155 233H153L154 235H155ZM169 233H171V234H169ZM255 233V234H254ZM36 234V235H35ZM50 234V235H51ZM80 234L82 235V236H80ZM92 234V235H91ZM109 234L110 235H112V236H109ZM130 234L134 237H132V236H130ZM142 234V237L140 236V235ZM163 234H165V238L168 236V239H169V241H168V239L167 240H165V239H163V241H162V238H163ZM168 234V235H167ZM193 234L194 235H196L195 237H193ZM39 235V236H38ZM63 235V236H62ZM161 235V236H160ZM173 235V236H172ZM176 235H177V237H176ZM179 235V236H178ZM185 235V236H184ZM192 235V236H191ZM218 235H219V237H218ZM257 237H256V236ZM261 235H262V237H261ZM83 236H85V237H83ZM114 236V237H113ZM124 236V237H123ZM128 236H130V237H128ZM139 236V238L137 239V237ZM156 236V235H155ZM201 236V237H200ZM31 237V238H32ZM39 237V238H38ZM83 238V240L82 239H80V238ZM89 237H93L92 239L91 238H89ZM95 237V238H94ZM109 237H112L113 239L116 237H120V238H117V239H110ZM128 237V238H127ZM158 237V238H159ZM170 237V238H169ZM183 237L186 239V240H184L183 239ZM188 239H187V238ZM34 238V239H35ZM73 238L75 239L76 238V236L74 237L73 236ZM76 238V239H77ZM109 238V239H108ZM130 238V240L131 239H133V240H131L132 242H130V240L129 241H127L128 239ZM153 238H155V237H153ZM151 239V241H147V244L146 243H144L145 244V247L144 246H142L143 247V249H144V251L145 252H147V251H151L152 250V248L154 247V245H156L155 243L157 242V241H159L158 240V238L155 240V239ZM172 238H174V239H176V240H174V239H172ZM182 238V239H181ZM220 238H222L221 240H219ZM33 239V238H32ZM45 238L43 237V239L42 240H44ZM96 239H98V241L96 240ZM100 239V240H99ZM111 240L112 241V243L115 245V247H114V245L112 244V246H111V244H110V242H108V240ZM118 239H119V241H118ZM125 239H126V241H125ZM170 239H172V241L170 240ZM193 239V240H192ZM218 239V240H217ZM80 240H81V242H80ZM102 240V241H101ZM105 240V241H104ZM116 240H117V242H119V243H116ZM137 240H138V242H137ZM152 240H155V242L153 241V243H152ZM174 240V241H173ZM178 240V241H177ZM181 240V241H180ZM260 240H262V241H260ZM77 241V243L75 242V240H74V243H76L77 245H78V240H76ZM100 241V242H99ZM180 241V242H179ZM258 241V242H257ZM96 242H98V243H96ZM176 242V243H175ZM189 242V243H190ZM195 242V243H196ZM204 242V243H203ZM211 242H213V243H211ZM1 243V242H0ZM103 243V245H101V244ZM150 243V244H149ZM170 243H173V245L172 244H170ZM174 243L176 244V246H174ZM209 243H211V244H209ZM248 243V244H247ZM123 244V243H122ZM168 244H170V245H168ZM190 244H192V243H190ZM189 244V245H190ZM193 244L190 246V247H192L193 246ZM76 245V246H77ZM95 245V246H94ZM195 245H197V244H195ZM204 245V246H203ZM207 245H208V247H207ZM0 246H2V244H0ZM76 246H73V248L71 247V248H69V249H66V250H63V251H61V253L60 254H58V256L57 255H55V256H57V258L54 256V255H52V257L55 259H52V257L50 256V261L51 260H53V261H56V262H54L55 264H64V261H65V259L67 258L66 256H67V254L69 253V250L70 251H72L74 248L76 249L77 247ZM91 246V245H90ZM99 247V248H96V247ZM102 246V247H101ZM110 246V248H108ZM146 246H147V248H146ZM172 246V247H171ZM178 246V247H177ZM261 246V247H260ZM32 247V248H31ZM31 247H30V245L28 246V247H26L25 249H26V251H25V249H24V251L26 252V254H25V258H27L29 261V263L28 264H31L32 263V261H33V263L32 264H34L35 262L36 263H39L41 260H40V258H41V256H33V254H34V251H35V248L31 245ZM130 247H131V245H130ZM151 247V248H150ZM171 247V248H170ZM182 247V248H181ZM208 249H207V248ZM260 247V248H259ZM28 248V249H27ZM105 248V249H104ZM114 248V249H113ZM155 248V247H154ZM194 248V247H193ZM205 248L207 249V250H205ZM256 248V249H255ZM33 249H34V251H33ZM96 249V250H95ZM99 249V250H98ZM118 249H119V247H118ZM118 249H117V251H118ZM174 249V248H173ZM174 249V250H175ZM255 249V250H254ZM27 250H29V251H27ZM92 250V251H91ZM95 250V251H94ZM99 252H98V251ZM182 250H184V251H182ZM185 250H186V252H185ZM190 250V251H189ZM193 250V249H192ZM241 250H242V252H241ZM23 251V254L25 253ZM33 251V252H32ZM74 251V250H73ZM114 251L116 252V254L114 253ZM167 251H169V252H167ZM200 251L202 252L203 251V253H200ZM245 251V252H244ZM249 251V252H248ZM93 254H92V253ZM95 252V253H94ZM97 252V253H96ZM181 252H183V253H181ZM185 252V253H184ZM110 254V256H109V254ZM157 253V254H158ZM189 253H191V254H189ZM62 254V255H61ZM65 254V255H64ZM86 254H87V256H86ZM97 254H98V256H97ZM113 254H115V256H113ZM118 254V255H117ZM121 254V253H120ZM184 254V255H183ZM194 254V253H193ZM33 257H32V256ZM91 255H93V256H91ZM133 255V256H132ZM163 255H164V257L167 259V260H165V258L163 257ZM208 255V254H207ZM213 255V254H212ZM262 255V257H260ZM89 256V257H88ZM95 256V257H94ZM109 256V257H108ZM119 256V257H118ZM123 256H125V257H123ZM131 256L134 258H131ZM155 256H157V257H155ZM159 256V257H158ZM218 255H216V254H214L212 257H207V263H211V261L212 260H215V261H213V262H216L217 261V264H221V262H220V260H222V258L223 257H221L220 258V256H218ZM243 256V257H242ZM34 257H36V258H34ZM37 257H38V259H37ZM94 257V258H93ZM108 257V258H107ZM111 257H112V261L111 260H109V259H111ZM114 257H115V259H114ZM161 257H162V260H161ZM192 257V258H193ZM201 257V258H202ZM215 257V258H214ZM241 257V259H239ZM63 258V259H62ZM101 258V259H100ZM127 258V259H126ZM159 260H158V259ZM182 258V257H181ZM192 258H190V260L192 259ZM210 258H212V259H210ZM228 258V259H227ZM32 259H34V260H32ZM41 259H43V258H41ZM58 259H59V261H58ZM62 259V260H61ZM106 261H104V260ZM126 260V262H125V260ZM138 259H140V260H143V261H138ZM156 259V260H155ZM184 260H185V257L183 258ZM188 259H186L187 261H189ZM194 259V258H193ZM220 259V260H219ZM227 259V260H226ZM40 260V261H39ZM97 260V261H96ZM101 260V261H100ZM114 260V261H113ZM124 260V261H123ZM138 262H137V261ZM152 260V261H151ZM165 260V261H164ZM209 260H211V261H209ZM31 261V262H30ZM61 261V262H60ZM98 261H99V263H98ZM116 261V262H115ZM123 261V262H122ZM136 261V262H135ZM171 261V262H170ZM204 261L206 262V260L204 259ZM52 262V261H51ZM50 262V263H51ZM114 262V263H113ZM120 262V263H119ZM147 262H149V263H147ZM158 262H160V263H158ZM168 262H170V263H168ZM227 262V263H226ZM231 262V263H230ZM35 263V264H36ZM100 263V264H101ZM244 263V264H245ZM51 264H53V262L51 263ZM106 264H109V263H106Z\"/></svg>",
  "mask_w": 264,
  "mask_h": 264
}]
</instances>
